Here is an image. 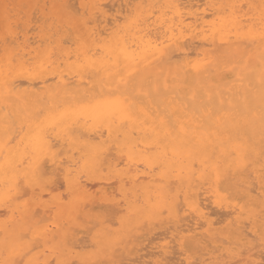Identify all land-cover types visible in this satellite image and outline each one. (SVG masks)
Returning <instances> with one entry per match:
<instances>
[{"label": "bare ground", "instance_id": "bare-ground-1", "mask_svg": "<svg viewBox=\"0 0 264 264\" xmlns=\"http://www.w3.org/2000/svg\"><path fill=\"white\" fill-rule=\"evenodd\" d=\"M28 0H26V2H25V0H19V1H17V3H18V5L21 3V2H24L23 4H25L26 5V3L29 5V4H31L32 6H33V8H34V4H36V2H38L37 4H40V3H43V4H41L42 5V7L43 6H45L44 5V1H39V0H37V1H35V0H31V1H33V3H31L30 2V0L27 2ZM47 1V0H46ZM52 1V0H51ZM56 1V0H55ZM67 1V0H66ZM77 1H79V0H77ZM81 1V0H80ZM82 1H85L86 2V0H82ZM81 1V2H82ZM101 1V2H100ZM100 1H98L99 2V4H97L98 2H97V0H94L93 2L92 1H90V2H92L93 4H94V2H96L95 4H94V7L96 6V4L97 5H99V7H100V10L98 9V10H96V12L98 11V13H100L101 12V8H103V7H105V6H102V5H104L103 4V1L102 0H100ZM108 1V0H107ZM110 2L112 1V0H109ZM108 1V2H109ZM140 2L142 1V0H139ZM151 1V0H150ZM150 1H147L146 0V2H148L149 4H150ZM193 1H196V0H164V1H162L161 2V0H157V2H155L154 4H156V3H158L159 5H157V6H159V7H155V6H152V5H154V4H150L151 5V7L149 6V4L147 3V5H146V2H144V0H143V2H144V5H145V7H144V5H143V2H141V3H139L138 1H137V3H139L140 4V6H141V9H139V7H138V9L137 10H143L142 8H144L145 10H143L144 11V14H140L139 12L137 13V11H136V14L138 15V14H140L136 19H135V13H133L134 11H132V13L135 15V16H132V13H131V15H129V16H131L130 17V19L128 20V25L126 26V25H124L123 26V23H122V27H119V26H121V24L119 25H117L118 27H119V29L118 28H114V26H113V29H115V31L116 32H114V30H112V33H108V36H107V38H103V39H101V34H102V36L104 35H107V34H104V32L106 33V31L108 32V30H106V31H103V32H101V34H100V32L99 33H96L95 34V32L92 30L93 28H91V27H93L92 25H89V24H91L92 22H95L96 20V18L98 17V13H96V12H91V15H93V14H96V16H95V18L93 19L92 18V16L89 14V16H86V17H81L82 15L84 16V14H82V13H87V15H88V13L90 12L89 10H88V6H90V3H89V1H88V3L86 2H82L83 4H85V6L87 5V9H85L86 7L84 6V11L85 12H82V11H79L80 10V8H79V10H76V12L75 11H72L73 12V14L74 15H76V13L79 11V12H82L81 13V16L79 17V18H77V22H78V24L80 25L81 23L80 22H82L80 19L82 18L83 19V22H82V24H84V19L85 18H92L93 20H95V21H93L92 20V22L90 21V22H88V21H86L85 23H86V26L87 25H89L90 26V28H91V30H89V28H88V30L90 31V32H92L93 31V34H91V36H90V38H89V40H85L84 42H82L81 43V45H80V48H78V50H75V52L74 51H71V55L69 54V52L67 53L66 52V50H63L64 49V47H63V51H64V53H63V56H64V54H65V56H64V62L63 61H60V63H63L62 65H64V68H65V66H66V68H65V70L63 71V72H60V71H58V70H60L63 66H61V68H60V66H58V70H57V66L56 65H58V64H60V63H58V58L56 59V60H54V58L52 59V56L50 55V54H47V52L46 53H44V54H42L41 56H40V54H39V56H38V58H39V61H38V59H36L37 61V63H36V71H33V73H36L37 75H39V77H41V75H44L45 74V72L46 73H48L49 71H50V73H52V77L51 78H46L47 76H44V77H42L41 79H40V83H38L40 86V89H41V87L42 88H44L45 87V83L46 82H50V81H48V79L50 80L51 79V81H53L54 79L56 80V83L57 84H60L61 85V88L63 87H65L66 86V80L64 79L65 77V75L66 74H63L64 72H70V73H73L74 75H75V77L77 78V80H78V78H79V80H80V78H83L84 76H85V74L87 73V72H89V73H91V74H94V75H97V76H99V78L100 79H97V80H95L96 81V83L94 84H91L90 85V87L92 88V89H95V91L96 92H98V94L97 95H94V96H92V97H90V99L89 100H84L82 97H83V94L82 93H84L83 92V88L80 90L79 88H78V90H77V92H78V96L76 97V99H77V101L76 102H74V103H72L71 105H70V103H69V105L67 104V106H64L63 108L62 107H60V108H62L61 110L58 108L59 106H52V107H48L47 108V106L48 105H46V106H44L45 108H47L48 110H47V112L45 113V115H44V117L41 119V120H39V121H37V122H34L33 121V123H31V124H25V126L27 125V132H26V134H25V136H23V137H21L19 140H16V142H15V144H14V146L13 147H8V143H7V141H5V142H3V143H1L2 141H0V195H1V199L2 200H5L8 196H9V192L13 189V187H14V185L16 186L15 188H19V186H20V184H18L19 186H17L15 183H16V181L17 180H19L20 182L22 181H24L25 180V182H23V184H21L22 186L19 188V192H22L23 193V195H24V191H20L21 189H24V188H22L23 186H24V183L27 185H25L26 187H28V186H31L32 187V184H33V188H34V186L36 185V183L37 182H39V185L40 186H43V189H42V187L40 188L41 189V191H44V190H47V187H46V189L44 188L45 186L44 185H47V184H49L48 183V180L46 179V181L44 180H42L41 178L43 177V176H40V175H38V168L39 167H43V166H39V164H40V159L42 158V157H44V156H51V158L53 157L52 155H54L53 154V150L56 148V150H58V151H60V147H63V144H65V145H67V146H65V147H70L71 149H72V151H73V149H74V153H75V150H77L78 152L80 151V150H82L83 152H84V155L82 154V151H81V153H79L80 155L82 154L83 155V159H81L80 158V160H79V155L77 154V153H75V154H77L78 155V157H77V159L79 160V161H81V160H83V161H81L80 163L79 162H76L75 160V162L74 161H72V156H70V154H71V152H69L68 154H66L65 152H66V150H64V149H67V148H63V150L65 151H63V150H61V152H63V154H61V152H60V154L61 155H66L67 157H71V158H69L70 160H71V166H70V168H67V163L65 164V162H66V160L68 159H66L65 161H64V164L66 165L65 167L64 166H61L62 164V162L61 163H59V162H57V163H59V166H61L62 168H63V175H64V177L60 174V175H58V176H62V179H61V177H60V179H61V181L62 182H64L65 183V179L69 182V185H70V188L72 189V191L74 190V188H75V186L76 185H78L79 184V175L81 174V173H86V174H90L91 176H93L94 177V175L93 174H96V173H94V168L95 169H98V173H101L102 175L104 174V173H102V168L100 169V168H98V159L100 158V157H103L104 155H105V151L107 150L106 148L108 147L107 146V144L109 143H113L114 145H112L111 144V146H112V148H114L113 146H115L116 147V152L119 150V152L120 153H122L121 154V157H122V160H123V162H125V165L128 167V168H132V172H131V174L129 175V173L126 175V174H124L125 172L123 171V172H120L121 174L123 173L124 175H121L120 177H118L119 178V182H117L118 181V179H117V181H114L115 183H116V186H118L120 183H122L123 185H121V186H123L124 188L126 187L125 186V184L124 183H126L125 182V180L127 181V183H126V185L129 183V184H133L134 182H136V180H139L140 178H146L147 180L146 181H149V178L151 177V176H153L154 174H155V172H154V174L153 175H150L149 173L152 171V168L153 167H157V168H159V170H160V174H159V172L157 173V175L159 174V177L160 178H162L163 180L164 179H166V178H169L170 177V174H173V173H175V175L173 176V177H176L175 179H185V182L187 181V180H190L191 178V180L193 181L195 178V175H196V178L197 179H199L200 181L204 178V176L205 175H203V173L205 172L206 174H208L207 172H206V170H209L208 172H209V174L211 175L209 178H210V182H208V181H206L205 182V184L208 182V184L209 185H211V186H209L208 185V187H206V188H208V189H202V192H201V190H199L200 188H203V187H201L203 184L202 183H204V182H202L201 184V186H200V188L198 189L199 190V192H201L200 194L202 195L203 194V190H206L205 192H206V196H208L209 194H211V197L209 198V201H207L206 200V202H210V199L211 198H213L214 200H212L209 204H210V206L211 205H213V206H211V207H213V209L214 208H216V209H214V211L216 212V213H218V211L220 212V210H218V211H216L218 208H220V209H222L223 211H226L227 212V209L229 208V207H227V206H223L222 207V205L220 204L222 201L221 200H219L220 199V197L218 196V192L215 190V189H213V187L216 185V183L218 182V178H219V173H220V171H223V170H225L227 167L228 168H230L231 169V167H233L232 169H237V170H241V169H243V170H246L245 171V173H247L248 171V169H245V168H243V166H247L246 168H249V166H248V164H246L247 162L245 161V164H244V157L245 156H247L246 154L247 153H249V151H250V153H253L254 151V147H252V146H250L251 145V143L249 142H247L248 140H246V138H245V136L242 134V133H245V128H250V129H252V131H256L257 130V128H258V123L259 122H262L263 120V117H262V121H259L260 120V114H261V112H260V114L259 113H256V112H254L253 111V113H247L246 111L245 112H243V113H245V114H243V113H240V115L242 114V115H246L247 116V114L249 115L250 114V116H247V117H245V119L242 121V122H240V124H238L239 122H238V118H239V116H237V112L236 111H234V112H236L233 116H230V115H228V114H226V113H222L221 115H220V117H218V118H215V117H212L211 115H212V113L210 112V110H208L207 108V110H205V111H203V109H202V111H201V109L199 110V111H201V112H198L199 114H195V113H193V112H190V111H188V107H187V104L184 102H182V104L181 103H178V102H180V101H178V99H177V101H176V103H174L173 105L171 104V102H172V100H174V102H175V100H176V96L174 97L173 95V97L171 96V90L170 89H168V85H167V79H168V76L166 75L165 76V78L162 80V86L164 87V89H165V91H166V96H165V99L163 98V102H167V103H170V104H168V106H169V108H167V106L165 107L169 112H167L168 114V118H166V116H165V114H164V116L165 117H161L160 115L158 116V114H155V111L157 112L158 110L157 109H155L153 106L151 107L150 105H151V103H150V101H147V103L145 104V105H142V103L141 102H139L140 100L138 99H136L139 103L137 104V101L136 102H134V103H136V104H134L132 101H131V99H130V97H128V95H127V93H126V88L128 87L127 86V84H128V82H129V84H131L129 87H133V83H131V81H132V77L136 74V73H139V80L140 81H142V82H145V85L147 84H150V89L154 92V93H156L158 90H157V88H158V86H157V84L153 81H150V78H152V76L154 75V73H156V74H158V72H154L155 70L153 69V68H151L152 67V65H153V63L155 62V61H158L159 59H163L164 58V60L166 61V62H169V61H173V58H174V56H175V60H176V56L178 57V55L180 54H185L184 53V51L186 50V49H193V45H195V44H197V45H200L201 47H206V49H209V47H215V45H216V41H220V43L222 42V41H224V42H226V43H228V46H229V44H233V42L231 43V41H233L234 40V42H237L238 40H246V41H244V42H246L247 43V41H248V43H250V45H253L255 42H256V40H258L259 38H264V8L263 9H261L262 7H260V10H257V12H255L254 13V11L252 10V9H255L254 7H256V6H254L255 4H252L251 2V4H248L250 7H251V11H249V8L247 7V11H246V13L248 14L247 16H248V18H251V20L250 19H246L247 17L246 16H243L242 17V15H239V14H241L242 12H243V10H242V12H241V9L243 8V9H245L244 8V4L245 3H241V1H243V0H223V3L225 2V6L224 5H222V7L224 6V7H226V9H227V12H226V10L223 8V9H221V7H220V3H221V1L220 0H218L216 3H215V1H214V5L211 3V2H209V3H207V5L208 4H210L208 7H209V9H211L210 8V6L211 7H213L212 8V11H213V14L211 13V15L213 16V20H211V22H206V20L204 21V17H205V13H204V9L203 10H201L202 9V6H201V4H200V6L199 5H197V8H198V11H199V9L201 10V12L199 13L198 11H196V7H194V6H196L195 4H197L198 2H200V1H203V0H197L198 2L196 3V2H193ZM207 1H209V0H207ZM213 1V0H212ZM219 1H220V3H219ZM246 1V0H245ZM250 1V0H249ZM257 1V0H256ZM262 1H264V0H262ZM6 2H8V0H6L4 3H6ZM10 2V1H9ZM8 2V4H10ZM11 2H13L12 0H11ZM30 2V3H29ZM40 2V3H39ZM59 2H60V0H59ZM58 2V0L56 1V2H54V1H52V3H56L55 4V8L57 7V3H59ZM64 1H62V3L61 4H66V3H63ZM76 2V1H75ZM113 3L115 2V1H112ZM122 1L120 0V3H121ZM131 1H129V4H131L130 3ZM152 2H154V1H152ZM195 3V4H193V3ZM203 2H205V1H203ZM2 3H3V1H2ZM14 3H15V5H17L16 4V2L14 1ZM48 3H49V0H48ZM47 2H46V4H48ZM68 3H69V1H68ZM78 4H79V2H77ZM102 3V4H101ZM105 3V5H107L106 7H107V10L105 11V12H107L109 9H108V7L110 8V3H106V2H104ZM127 3V1H125V3L124 2H122L121 4H126ZM132 3H133V1H132ZM161 3H162V5H161ZM206 3V2H205ZM241 3V4H240ZM1 4V3H0ZM7 4V3H6ZM7 4V5H8ZM76 4V3H75ZM74 4V5H75ZM78 4H76V5H78ZM81 4V3H80ZM79 4V5H80ZM89 4V5H88ZM109 4V5H108ZM112 4V3H111ZM118 3H116V5H117ZM121 4H120V6H121ZM135 4V3H134ZM134 4H131L133 7H131V8H135V6H134ZM185 4H187L189 7L187 8V9H189L190 8V11H188V10H184L183 11V9L185 8L184 7V5ZM216 4H218L219 5V7L216 5ZM222 4V3H221ZM262 4V3H261ZM263 4H264V2H263ZM7 5L5 6V4L2 6V4L0 5V6H2V9L0 10L1 12H0V17H1V15H3L4 13H3V8H6V9H4V12L6 11L7 13H9V14H11V11L13 10V8H12V10H10L11 9V7L12 6H8L9 7V10L7 9L8 7H7ZM10 5H14V4H10ZM53 5V4H52ZM62 5V6H63ZM67 6L66 7H69L70 6V4H69V6H68V4H66ZM101 5V6H100ZM113 6H116L115 4H112ZM137 5V4H136ZM187 5H185V6H187ZM194 5V6H193ZM203 5H205V4H203ZM207 5H205V6H207ZM216 5V6H215ZM243 7H242V6ZM20 6V5H19ZM37 6V5H36ZM50 7H51V3H50V5H49ZM60 6V5H59ZM127 6V5H126ZM146 6H149V9H146V8H148V7H146ZM23 7H25L24 5H23ZM48 7V6H47ZM65 6H64V8H66ZM83 7V6H82ZM96 7H98V6H96ZM106 7H105V9H106ZM193 7V8H192ZM16 8V7H15ZM28 8H30V5H29V7L27 6L25 9H28ZM35 8H37V10H38V8H40V7H35ZM49 8V7H48ZM48 8H45V10L47 9L48 10ZM54 8V7H53ZM53 8L52 9H50L49 8V10H53ZM54 8V9H55ZM60 8H62V7H60ZM91 8H92V6H91ZM113 8V7H112ZM115 8V7H114ZM113 8V9H114ZM117 8H119V7H117ZM121 8H122V6H121ZM124 8V12H125V7H123ZM128 9H129V6L127 7ZM153 8H155V10L153 9ZM194 8H196L195 9V11L193 10V12H191V9H194ZM18 9V8H17ZM17 9H16V12L15 11H12L13 13V18H16V20L18 19L17 17H16V15H17ZM21 9H24V8H22V3H21ZM24 9V10H25ZM44 9V8H43ZM63 9V8H62ZM71 8H69V10H70ZM77 9V8H76ZM95 9H97V8H95ZM208 9V8H207ZM15 10V9H14ZM19 10V9H18ZM44 10V11H45ZM45 11V12H47V14L43 11L42 12V10L39 12V14L41 13V15L40 16H38L39 14H36V17L38 18V17H40L41 18V16H42V14L44 15V16H42V18H43V20L45 19L44 17H45V15L47 16V22L49 23V22H53L54 23V21H48V17L49 16H51V15H54V16H56V14H57V16L56 17H58V9L56 8V10H57V13H56V10L55 11H53V13H52V11ZM66 10H67V12H69L68 11V9L66 8ZM71 10H74V9H71ZM82 10V9H81ZM111 10V9H110ZM118 11H119V9H117ZM121 10H123V9H121ZM132 10V9H131ZM33 11H36L35 9L34 10H32V16H31V18L33 19ZM59 11L61 12L62 10H60L59 9ZM88 11V12H87ZM187 11V12H186ZM203 11V12H202ZM207 12H208V10H206ZM205 11V12H206ZM211 11V10H210ZM249 11V12H248ZM258 11H260V12H258ZM31 12V11H30ZM51 14V15H49V13ZM71 12V13H72ZM75 12V13H74ZM78 12V14L80 15V13ZM102 12H104V10L102 11ZM100 13V15H102L103 16V14L105 13ZM108 12H110V11H108ZM112 12V11H111ZM110 12V13H111ZM113 12H115V14L117 13L116 11H113ZM128 12V11H127ZM142 12V11H141ZM198 12V13H197ZM226 12V13H225ZM250 12H251V14H250ZM19 13V12H18ZM23 13V12H22ZM21 13V11H20V13H19V15H21L22 14ZM28 13V12H27ZM27 13H25V11H24V13L23 14H27ZM36 13H37V11H36ZM65 13H66V11H65ZM70 13V12H69ZM123 13V11H120V13H117L118 15H120V14H122ZM129 13V12H128ZM8 14V15H9ZM12 14L11 15H9L8 17L6 16V15H4V18L5 17H7V18H9L10 16V18L12 19ZM22 14V15H23ZM34 14H35V12H34ZM72 14V15H73ZM107 14V13H106ZM105 14V15H106ZM113 14V13H112ZM115 14H113V16H115L116 17V15ZM123 14H125V13H123ZM156 14H158V15H156ZM210 13L208 12V14L206 13V17H208V15H209ZM224 14V15H223ZM245 14V13H244ZM255 14V15H254ZM29 15V14H28ZM62 15H64L63 13H62ZM73 15V16H74ZM99 15V16H100ZM104 15V16H105ZM118 15H117V17L115 18V20L117 19L118 20ZM128 14H126V15H124V17L125 18H129L128 16H127ZM156 15V16H155ZM221 15H223V16H221ZM246 15V14H245ZM251 15V16H250ZM253 15V16H252ZM27 16V15H26ZM69 16H70V14H69ZM78 16V15H77ZM77 16H74V19L76 20V17ZM94 16V15H93ZM102 16H100L101 17V19H103V18H106V17H104L103 16V18H102ZM107 16V15H106ZM122 16V15H121ZM216 16V17H215ZM250 16V17H249ZM254 16H256L257 18H253ZM25 17V16H24ZM24 17L23 18H21L22 20H25L24 19ZM51 17H53V16H51ZM51 17H49V18H51ZM56 17H53L54 19H55V22L58 20V24H56L57 25V27H59V30H58V28H56V30L57 31H59L60 32V30H64L65 29V31H67V29H66V27H70L71 25H69L70 23H68V22H70V21H68L69 19L67 18V19H65V17L63 16V19H65V20H67V21H60V19H58V18H56ZM62 17V16H61ZM60 16H59V18H61ZM71 17V16H70ZM123 17V19L125 20V18ZM134 18V20L132 21L131 20V18ZM205 17V18H206ZM3 18V17H2ZM2 18H0V20L2 19ZM31 18H30V20H31ZM36 18V19H37ZM38 19V20H35V17H34V19L33 20H31V24L32 23H34V25L36 26V24H37V22L38 23H41L40 25H41V29H43L44 31H45V34L47 33V31L46 30H48L49 28L48 27H50V31H51V29H52V27L53 26H51V25H53V24H50L49 26L47 25V22H46V25H47V27L46 26H42V23L44 24L45 22H41L42 20L41 19ZM53 18H51V19H53ZM99 18V17H98ZM97 18V19H98ZM252 18L254 19V21L252 22ZM6 19V18H5ZM27 19H28V16H27ZM50 19V20H51ZM113 19V18H112ZM122 19V18H121ZM206 19H208V18H206ZM210 19V18H209ZM208 19V20H209ZM2 20H4V19H2ZM12 20H14V19H12ZM22 20H18V22H20V21H22ZM29 20V21H30ZM35 20V21H34ZM80 22H79V21ZM88 20H90V19H88ZM98 20H100V19H98ZM97 20V21H98ZM114 20V21H115ZM131 20V21H130ZM11 20H9V22H10ZM26 21V20H25ZM32 21H34V22H32ZM96 21V22H97ZM101 21V20H100ZM107 21H111L112 23H113V20H110V19H107ZM107 21H106V23L103 21V22H99L98 23V25L102 28V25H101V23L103 24V23H105L104 25H111V23H107ZM189 21V22H188ZM13 24H14V22L15 21H11ZM59 22H61V23H59ZM66 23L65 25H66V27H65V25L63 24L62 25V28L59 26L60 24H62V23ZM4 23L5 24H7V27L5 28V26L4 27H2V28H5L6 30H7V33H6V30L4 29V32L6 33V35L8 36L10 33H8L9 32V30H8V25L10 24V23H8V21H6L5 22V20H4V22L2 23L3 25H4ZM24 23V21H22V24ZM27 23H30V22H28V21H26L24 24H27ZM57 23V22H56ZM68 23V24H67ZM117 23H120V18H119V20H118V22ZM2 24H0V25H2ZM17 24H21V23H17ZM16 24V25H17ZM21 24V28L22 29H24V30H26L25 28H30L31 26L30 25H28L27 24V26H29V27H27L26 25H25V28H23L24 27V24L22 25ZM81 24V25H82ZM18 25V28L20 27ZM39 25V24H38ZM37 25V26H38ZM39 25V26H40ZM45 25V24H44ZM55 25V24H54ZM73 25H75V23L73 24ZM103 26L104 28H108V27H110V25L109 26ZM11 26H12V28H11ZM23 26V27H22ZM83 26V25H82ZM82 26H80L81 27V29H83V27ZM112 26V25H111ZM257 26H260V27H258V29H255ZM1 27V26H0ZM15 27V31L17 30V32L19 31V33L20 32H22V33H24L22 30L20 31V30H18V29H16V26L14 25H10V28L11 29H13ZM34 27V26H33ZM33 27H32V29H33ZM65 27V28H64ZM84 27H85V24H84ZM88 27V26H87ZM99 27V28H100ZM21 28H19V29H21ZM35 28V27H34ZM47 28V29H46ZM55 27H53V29H54ZM98 26H97V31H98ZM198 28V29H197ZM52 29V30H53ZM69 29H71V31H73L72 29L73 28H69ZM81 29H79L80 31H82ZM87 28L85 27V30H86ZM95 29V28H94ZM2 30V29H1ZM29 30H31V28L30 29H27V34L25 35V34H22V33H20V34H22V36L24 37V36H27L28 35V37L31 39L32 37V39H35V41L33 40V41H31L33 44L32 45H35L34 47L36 48V46H37V48H43L42 47V45L44 44L43 43V41L45 40L46 41V39L47 38H43V40L42 39H39V35L38 34H36V36H29L30 35V33H32L33 31L31 30L30 32H29ZM40 30V29H39ZM39 30H36V28H35V31L37 32H42V31H39ZM55 30V32H57ZM105 30V29H104ZM196 30H198V32L196 31ZM10 31H13V30H10ZM33 32L34 34L36 33V32ZM71 31H70V33H71ZM78 31V30H77ZM79 31V33H81ZM88 31V32H89ZM3 31H1V33L0 34H3L2 33ZM17 32H15V33H13V32H11L12 34H14V35H12V36H14V37H11V36H8V37H6L5 35V37L7 38V39H5V37H4V41H7V44H8V42H10V44H12V42H13V45L15 44V45H19L18 47H20V50H22V47L20 46L21 45V43L22 42H25V41H23L22 39V36L20 35V37H21V39L20 38H18L17 37V35H16V33ZM55 32H54V34H55ZM74 32V31H73ZM72 32V33H73ZM87 32V33H88ZM111 32V31H110ZM19 33H18V35H19ZM43 33V32H42ZM50 32H49V30H48V34H49ZM60 33H62V32H60ZM66 33H68V32H66ZM86 33V32H85ZM65 34V33H64ZM74 34V33H73ZM90 34V33H89ZM95 34V35H94ZM231 34V35H230ZM42 35V37H44L43 36V34H41ZM41 35H40V38H42L41 37ZM50 35V34H49ZM52 35V34H51ZM50 35V36H51ZM60 36H62L61 34H59ZM66 35V34H65ZM67 35H70L69 33L67 34ZM74 35H76V34H74ZM74 35H70V36H73L74 37ZM87 35V34H86ZM85 35V36H86ZM93 35L94 36H96L97 38H95V37H93ZM230 35V36H229ZM48 36V39L47 40H49L51 37L53 38V39H55V37H57L58 36V34L57 35H53V36ZM59 36V37H60ZM70 36H67L68 37V39H71V37ZM3 37H2V35H0V40L1 39H3ZM11 37V38H10ZM15 37H17L18 39H20L19 41H16L15 39H13L12 40V42H11V39L12 38H15ZM45 37H47V36H45ZM70 37V38H69ZM92 37V38H91ZM16 38V39H17ZM36 38H38L39 40H37ZM51 38V39H52ZM61 38V37H60ZM59 38V39H60ZM64 38V37H63ZM80 38V37H79ZM8 39H10V41H8ZM17 39V40H18ZM25 39H27L26 37H25ZM59 39H57V40H59ZM78 39V38H77ZM77 39H75L74 38V41L75 40H77ZM91 39V40H90ZM100 42H98L97 40ZM229 39L231 40V39H233V40H231V41H229ZM28 40V39H27ZM36 40L37 41H41L42 40V45H41V42H40V45L41 46H39L38 45V42L36 43ZM56 40V39H55ZM63 40H65V39H63ZM67 40V39H66ZM14 41H15V43H14ZM29 42H30V40H28ZM50 41V40H49ZM51 41H53V40H51ZM59 41H62L61 39L59 40ZM73 41V40H72ZM254 41V42H253ZM1 42V41H0ZM16 42H21L20 44H17ZM35 42V43H34ZM47 42V41H46ZM45 42V43H46ZM63 42V44H64V41H62ZM97 42H98V44H97ZM230 42V43H229ZM253 42V43H252ZM3 43V42H2ZM6 43V42H5ZM5 43H3V44H5ZM27 43V42H26ZM52 42H50V44H51ZM57 44V45H55V47L54 46H52V45H54V44ZM68 44L70 43L69 41L67 42ZM247 43V44H248ZM24 44V43H23ZM27 44H30V43H27ZM54 44H52V45H50V47H49V43L47 42V45H48V49L47 48H45V47H47L46 46V44H44L45 45V49H47V51H49V49L51 48V46L52 47H54V48H60V47H56V46H58V45H60V44H58V42L56 41V42H54ZM63 44H61L62 46H64ZM68 44H66L67 46H68ZM71 44V43H70ZM77 44H78V40H77ZM240 44H241V42H240ZM43 45V46H44ZM65 45V46H66ZM239 45V44H238ZM2 46V45H1ZM1 46H0V49L3 51V50H5V48L4 49H2L3 47H4V45L2 46V48H1ZM8 46H9V44H8ZM12 46V45H11ZM24 46H26V45H24ZM71 46H74L73 45V43H72V45ZM71 46H68L69 47V49H70V47ZM231 46V45H230ZM229 46V47H230ZM254 46V45H253ZM255 46H257V44L255 45ZM259 46V45H258ZM261 46V45H260ZM6 47V46H5ZM15 47H17V46H15ZM14 47V51H15V48ZM17 47V48H18ZM30 47H32V46H30ZM28 48V49H35L34 47H32V48ZM76 47V46H75ZM75 47H74V49H75ZM196 47H198V46H196ZM195 47V48H196ZM208 47V48H207ZM236 47H237V45H236ZM13 48V47H12ZM37 48H36V50H34L35 52L37 51ZM228 48V47H227ZM253 47H249V49L248 50H250V49H252ZM7 49V48H6ZM8 49H10V48H8ZM7 49V50H8ZM26 49V48H25ZM33 49H32V52L31 53H34V51H33ZM45 49H44V51H45ZM67 49V48H66ZM72 49H73V47H72ZM198 49V48H197ZM205 49V50H206ZM12 49H11V51H13ZM19 50V49H18ZM18 50H16L17 52H18ZM19 50V51H20ZM59 51L58 52H62V50L60 51V49H58ZM195 50V49H194ZM193 50V51H194ZM253 50V49H252ZM252 50H250V52H252ZM1 51V52H2ZM14 51H13V53H14ZM24 51H26V50H24ZM24 51H23V53H24ZM28 51V50H27ZM25 52V54L27 53V54H29L30 53V51H28V52ZM40 53H41V51L40 50H38ZM199 51V50H198ZM38 52V53H39ZM51 52V51H50ZM49 52V53H50ZM54 52V51H53ZM55 52L57 53V51L55 50ZM74 52V53H73ZM204 52V51H203ZM10 54L11 55V53H10V51H7V54ZM60 53H57L58 54V56H60L59 54ZM178 53V54H177ZM4 54V53H3ZM3 54H2V56H3ZM14 54H16V53H14ZM13 54V55H14ZM19 54H21V56L23 55L22 54V51H20L19 52ZM19 54H17V55H15V56H10L9 55V57L7 58V55L5 54V57H3V58H5V60H7V61H3L4 63L2 64V62H1V66H0V109H2V111H4L3 110V108H6V107H8L7 106V101L9 100V98L11 97L13 100H16V102L17 101H19L20 102V100L24 97V96H21L20 95V93H22V94H26V93H33V91H34V88H35V91H36V88L38 87V84L36 85V87H35V84L33 83V78L35 79V76H33L32 74H29L28 73V71L25 69V67H24V65L25 64H27V63H25V62H27L26 60L23 62L22 61V57H26V56H22L21 58H19L18 57V55ZM54 54V53H53ZM56 54V55H57ZM62 54V53H61ZM176 54V55H175ZM191 51H190V55L189 56H191ZM33 55V54H32ZM182 55V56H183ZM188 55V54H187ZM192 55H194V54H192ZM200 55V54H199ZM2 56H0V58L2 59ZM20 56V55H19ZM30 56V58L32 57V59H34L33 57L34 56H31V54H29L28 55V57ZM37 56V55H36ZM55 56V55H54ZM62 56V55H61ZM181 56V57H182ZM185 56V55H184ZM241 56V55H240ZM11 57H12V59H11ZM70 57H72L71 59V64L70 63H68V60H70L69 58ZM181 57H179L180 59H181ZM198 56H196L195 58H197ZM247 57V56H246ZM30 58H28V59H30ZM36 58V57H35ZM210 59L211 57L210 56H208V54L205 52V53H202L201 55H200V59H195V62H194V64H191V66H188L187 67V69L189 70V71H192L193 73H195V76L197 77V79L199 80L197 83H196V87L195 88H193V89H191V91H190V93L189 94H187V98H185L184 99V97H181V98H183L184 100H186L187 102H191V103H194L196 100V98H200V97H202L203 95H204V97L209 101V100H211L213 97H219L220 98V91H218L217 90V88L219 87V85H220V82H218V81H216V83L215 84H213L212 85V80L213 79H210V81H211V83L209 84V85H207L206 87L205 86H203V84H202V82L200 81V79H206V80H209L208 79V76H206V74H205V72H206V68H207V66L209 65V66H211V67H216L217 66V63L215 62V60L213 59V61H211V62H207L208 64H206L205 62H206V60L207 59ZM0 59V60H1ZM9 59V60H8ZM59 59L61 60L62 59V57H59ZM179 59V60H180ZM208 59V60H209ZM24 60V59H23ZM236 60H238V59H236ZM35 61V60H34ZM73 61V62H72ZM165 61H164V64H165ZM177 61H178V59H177ZM182 61V60H181ZM260 61H261V66L263 67L264 66V44H262V47H261V55H260ZM176 61H174V63H175ZM183 62V61H182ZM6 63V64H5ZM29 63H32L31 61H29L28 60V64ZM249 63V62H248ZM5 64V65H4ZM163 64V65H164ZM166 64H168V63H166ZM184 64V63H183ZM257 64V63H256ZM4 65V66H3ZM244 66H242V67H240L241 68V70H244L245 69V65H246V63L245 64H243ZM169 66V65H168ZM221 67V66H220ZM224 67V66H223ZM222 67V68H223ZM28 68V67H27ZM56 68V69H55ZM64 68H62V69H64ZM185 68V67H184ZM231 68V67H230ZM258 67H256V69H257ZM61 69V70H62ZM180 69V68H179ZM220 69V68H219ZM228 69V68H227ZM263 69V68H262ZM24 70V71H23ZM29 70V69H28ZM32 70H34V68H32ZM259 70H261V69H259ZM57 72V73H53V72ZM166 71H168V69L166 70ZM177 71V70H176ZM175 71V72H176ZM185 71V70H184ZM225 71V70H224ZM253 71V70H252ZM254 71H255V69H254ZM263 71V70H262ZM85 73V74H84ZM141 73V74H140ZM177 73V72H176ZM220 73V72H219ZM222 73H224L223 71H222ZM221 73V74H222ZM230 73V72H229ZM245 73V72H244ZM261 72H259V74H260ZM12 74H14V77L15 78H17V77H23V79H24V81H26V87L25 88H23V90H20V88L22 87V86H25V85H22L21 87H20V85L19 84H17V82L14 80L15 78L13 77V78H10V75L12 76ZM36 74H34V75H36ZM72 74V75H73ZM211 74V73H210ZM220 74V75H221ZM227 74H228V72H227ZM227 74H224V75H227ZM231 74V73H230ZM255 75H256V72L254 73ZM37 75H36V79H37ZM50 75V74H49ZM93 75V76H94ZM188 75V73L186 74V76ZM215 75V74H214ZM51 76V75H50ZM49 76V77H50ZM83 76V77H82ZM86 76H87V74H86ZM38 77V78H39ZM67 77H68V74H67ZM90 77H92V76H90ZM211 77V76H210ZM220 77V76H219ZM237 77V76H236ZM72 78H74V77H72ZM75 78V79H76ZM87 78H88V76H87ZM93 78V77H92ZM171 78V77H170ZM192 78V77H191ZM212 78H213V76H212ZM235 78V77H234ZM238 78V77H237ZM254 78H256V77H254ZM53 79V80H52ZM85 79V83L86 82H88L89 81V78L86 80V78H84ZM83 79V80H84ZM94 79V78H93ZM103 79V80H102ZM188 79H189V76H188ZM231 79V78H230ZM229 79V80H230ZM240 79V78H239ZM238 79V80H239ZM71 81L72 79L70 78V79H68V81ZM78 80V81H79ZM98 80H100V81H104L103 82V84H101L100 82L98 83L97 81ZM225 80V79H224ZM16 82V84H15V82ZM94 81V82H95ZM148 81V82H147ZM221 81V80H220ZM19 82H21V81H19ZM77 82V81H76ZM81 82H83V81H81L80 80V85L79 86H83V85H81ZM218 82V83H217ZM47 83V84H48ZM78 83V82H77ZM77 83H75V84H77ZM141 83V82H140ZM256 85H257V87H264L263 86V84H262V82L260 81V79H258V76H257V80H256ZM69 84V83H68ZM67 84V85H68ZM75 84H73V86L75 85ZM82 84H84V83H82ZM240 85H241V83H239ZM249 84V83H248ZM86 85V84H85ZM140 84H138V86H139ZM230 85V84H229ZM247 85V84H246ZM259 85V86H258ZM78 86V85H77ZM149 86V85H148ZM214 87V88H216V92H215V94H213V92H211V87ZM253 86V85H252ZM51 88V86H48L47 88L48 89H50ZM182 87H184V89L187 91L188 89H190L191 88V86H190V84H186V85H183ZM238 87V88H237ZM237 87H235V90H234V87H233V91H235V93H232V96L231 97H229L228 98V101H227V106L229 105H233L234 104V98H233V96L237 93V89H239L240 87L239 86H237ZM247 87V86H246ZM71 89V87L70 86H68V89ZM73 88H75V87H73ZM142 88V87H141ZM174 88L175 89H178L176 92H180V88H178V84H175L174 85ZM47 89V90H48ZM250 88H248L247 90H249ZM260 89V88H259ZM37 90H38V88H37ZM62 90V89H61ZM84 90H86V89H84ZM140 90V89H139ZM69 91V90H68ZM58 92V91H57ZM57 92H53V91H47V94H45L44 96H42L41 95V97H49V98H52L53 100V104H56L57 103V99H56V97H57ZM88 92H90V91H88ZM95 92V93H96ZM258 92V91H257ZM57 93V94H56ZM86 93V92H85ZM91 93V92H90ZM94 93V92H93ZM256 93V92H255ZM43 94H44V92H43ZM77 94V93H76ZM138 94V93H137ZM29 95V94H28ZM92 95V94H91ZM141 95V94H140ZM85 97L87 96V95H84ZM138 96V98H139V95H137ZM253 96V95H252ZM33 97H36V96H28L27 97V101H29V102H31L30 104H34V103H36L34 100L32 101V98ZM144 97V96H143ZM180 97V96H179ZM224 97H226V96H224ZM254 97V96H253ZM256 97V96H255ZM75 98V97H74ZM153 98V97H152ZM243 98V97H242ZM241 98V99H242ZM252 98V97H251ZM257 98V97H256ZM35 99H37V98H35ZM66 99V98H65ZM64 99V100H65ZM146 99V98H145ZM162 99V98H161ZM180 100V99H179ZM257 100V99H256ZM255 100V101H256ZM37 101V100H36ZM65 101H68V100H65ZM160 101H162V100H160ZM159 101V102H160ZM242 103H244V105H246V107L248 106L247 104L249 103V101L248 100H246V99H242ZM15 103V104H12L11 103V105H14V107H12V111L13 112H15L17 115H20V111H19V109H20V103ZM42 102V101H41ZM44 102V101H43ZM64 102V101H63ZM240 102V101H239ZM251 102H252V100H250V104H251ZM161 103V102H160ZM166 103V104H167ZM173 103V102H172ZM40 104V103H39ZM25 105V104H24ZM35 105H37V104H35ZM165 105V104H164ZM171 105V106H170ZM221 105H224V103L221 101ZM243 104H241L240 106H242ZM38 106V105H37ZM218 107V106H217ZM243 107V106H242ZM262 107H263V105H262ZM37 108V107H36ZM153 110H155V111H153ZM160 110V109H159ZM216 110H217V108H216ZM220 112H221V109H218ZM217 110V112H219ZM1 111V112H2ZM35 111H36V109H35ZM198 111V110H197ZM257 111V110H256ZM9 112V111H8ZM160 112V111H159ZM159 112H157V113H159ZM233 112V111H232ZM231 112V113H232ZM259 112V111H258ZM263 112H264V110H263ZM2 113H4V112H2ZM14 113V114H15ZM40 113V112H39ZM38 113V114H39ZM165 113V112H164ZM170 113V114H169ZM230 113V112H229ZM230 113V114H231ZM161 114V113H160ZM233 114V113H232ZM238 114H239V112H238ZM36 115V114H35ZM163 115V114H162ZM214 115H216V114H214ZM262 115L264 116V114L262 113ZM21 116V115H20ZM20 116H17V117H20ZM32 116V115H31ZM235 116H237L238 118V120L236 119V117ZM216 117H217V115H216ZM21 118H23L22 116H21ZM213 118H215V119H213ZM11 119V118H10ZM27 119V118H26ZM25 118H23V121H27ZM168 119V120H167ZM21 120V119H20ZM7 120H6V118H5V116L2 114V116H1V114H0V123L2 124V125H0V132L2 133H4L6 130H7V126H6V124H7V122H6ZM18 121V120H17ZM12 123H13V120L11 121ZM11 123V124H12ZM264 123V122H263ZM11 124H10V126L9 127H11ZM23 124H24V122H23ZM228 124V125H227ZM226 125V126H225ZM223 126H225L224 128H223ZM234 126H236L237 128L239 127H241L242 126V128L241 129H239L238 130V132L240 133V131H242L243 130V128H244V132H242V133H240V138H237L238 137V134H236L235 135V133L233 132V131H231L232 130V128H234ZM15 127V126H14ZM70 127H72V128H74V129H76V132L77 131H80V132H82L83 134H81L80 133V137L83 135L84 137H85V139L87 138V139H89L90 138V140L91 141H88L87 139V141L85 140V141H82V140H84V138H83V136L81 137V138H77V136H79V132L77 133V135H76V137H74L75 135V132H72L73 133V135L74 136H71V131H74L73 129L71 130V129H68V128H70ZM23 128V127H22ZM21 128V129H22ZM26 128V127H25ZM25 128H23V130L25 129ZM226 128V130H227V128H228V132L227 131H225L224 129ZM229 128H231V130H229ZM2 130V131H1ZM12 130V129H11ZM18 130V129H17ZM22 130V132H20V133H23L24 131ZM69 130H71L70 131V133H68V131ZM26 131V130H25ZM229 131H231L232 133H229ZM85 132V133H84ZM6 133V132H5ZM19 133V134H20ZM85 134V135H84ZM87 134V135H86ZM264 134V133H263ZM12 135H13V133H12ZM17 136H19V135H17ZM17 136L15 135L14 137L15 138H17ZM12 137V136H11ZM118 137H121V140L120 141H118ZM8 138H10V137H8ZM258 138V137H257ZM12 139V138H11ZM262 139H264L263 137H262ZM5 140V139H4ZM14 140V139H13ZM253 140V139H252ZM93 141V142H92ZM8 142H10V139L8 140ZM56 142V143H55ZM246 142L249 144V146L250 147H248L247 146V144H246ZM255 142H256V140H255ZM57 144L58 146H59V144H61V146L60 147H58L57 145V147H58V149H57V147H54L55 145H53V144ZM12 144V143H11ZM258 144V143H257ZM262 144V143H261ZM10 146V145H9ZM110 146V147H111ZM258 146L260 147V145L258 144ZM251 147L253 148V149H251ZM259 147H257V148H259ZM69 148V150H71ZM109 148V147H108ZM261 148H262V146H261ZM261 148H259V149H261ZM115 149V148H114ZM118 149V150H117ZM263 149H264V147H263ZM68 149H67V151H69ZM260 151H262V150H260ZM108 152H110V149H109V151ZM108 152H106V153H108ZM116 152H115V154H116ZM263 152H264V150H263ZM65 153V154H64ZM104 153V154H103ZM119 153V154H120ZM212 153H214V154H216V157L215 158H217L218 159V161H219V163H218V165H222L223 166V168H221L220 170H219V167H218V165H217V162H215V158H213L212 159V157H214V156H212L211 154ZM57 154V152L55 153V155ZM59 154V155H60ZM109 154V153H108ZM54 155V156H55ZM59 155H56L57 157H55V160H57L58 158H60L59 157ZM72 155V154H71ZM74 155V154H73ZM103 155V156H102ZM112 155H114V154H112ZM255 155H256V153H255ZM257 155H259V154H257ZM261 156H264V154H260ZM65 156V157H66ZM108 156V155H107ZM106 156V157H107ZM109 156H110V158L111 157H113V156H111V152H110V154H109ZM108 156V157H109ZM120 155H118V157H119ZM229 156H232V157H230V159H232V160H228L227 161V159L229 158ZM254 154L252 155V158L253 159H255L254 157ZM260 156V157H261ZM65 157L63 156H61V158L63 159H65ZM74 157V156H73ZM76 157V156H75ZM107 157V159H110V158H108ZM117 157V156H116ZM234 157H235V159H236V161L238 160V162L237 163H235V164H233L234 163V161H233V159H234ZM249 157V156H248ZM260 157H257L256 156V160H257V158H260ZM105 158V157H104ZM103 158V159H104ZM114 159H115V156L113 157ZM211 158V159H210ZM252 158H250L251 160H249L251 163H249V164H251V166H252ZM264 158V157H263ZM43 159H46V157L45 158H42V160ZM48 159V158H47ZM53 159V161H54V158H52ZM68 159V160H69ZM75 159V158H74ZM114 159H113V161H114ZM215 159V160H214ZM249 159V158H248ZM48 160H50V159H48ZM58 160H60V159H58ZM209 160H212L211 162H209ZM214 160V161H213ZM245 160H246V157H245ZM255 160V161H256ZM261 160V159H260ZM260 160H258V162L260 161ZM53 161H52V163H53ZM112 160H109V162H113ZM230 161V162H229ZM232 161V162H231ZM262 161H263V163H264V160L262 159ZM46 162V161H45ZM116 162H118L117 160L116 161H114V163H116ZM215 162V163H214ZM50 164H52L51 162H49ZM48 163V164H49ZM79 163V164H78ZM118 163H120L119 165H121L122 163H121V161L120 162H118ZM228 163H232V164H228ZM260 163H262L261 161H260ZM259 163V164H260ZM262 163V164H263ZM55 164H56V161H55ZM63 164V165H64ZM109 164V163H108ZM244 164V165H243ZM258 164V165H259ZM47 165V164H46ZM57 165V164H56ZM55 165V166H56ZM68 165H70L69 164V162H68ZM103 165V164H102ZM111 165H113L112 163H110V166ZM116 165H117V163H116ZM119 165H117L118 167H117V169H115V165H114V172H119L120 170H118V169H121L122 167H124V166H122L121 168L119 167ZM196 165H197V167L199 168V166H201L202 168H204L202 171H200L199 172V170H200V168H199V170L196 172V173H194V171L195 170H193V167L195 166V168L194 169H196L197 167H196ZM104 166H106V165H104ZM140 166H142V169H138V167H140ZM221 166V167H222ZM231 166V167H230ZM257 166V165H256ZM255 165H254V168L256 167ZM264 166V165H263ZM262 165H261V167H263ZM54 167V166H53ZM61 167H58L57 166V168L59 169V168H61ZM113 167V166H112ZM112 167H109V168H112ZM260 167V168H261ZM55 168V167H54ZM141 168V167H140ZM157 168L155 169V170H157ZM228 168H227V170H228ZM253 168V169H254ZM259 167L257 166V169H258ZM104 169H106L105 171H104ZM103 169V172H105L106 173V171L108 172L109 170H107L108 168H104ZM144 169V170H143ZM250 169H251V167H250ZM252 169V170H253ZM44 170V169H43ZM53 170V169H52ZM55 170V169H54ZM60 170V169H59ZM62 170V169H61ZM112 170H113V168H112ZM112 170H110V172L112 171ZM142 170V171H141ZM153 170H154V168H153ZM256 170V169H255ZM262 170H264V169H262ZM42 171V170H41ZM51 171V170H50ZM49 171V172H50ZM58 171V170H57ZM158 171V170H157ZM156 171V172H157ZM229 171V170H228ZM232 171L233 170H230L229 171V174L231 173V175H232ZM250 171V170H249ZM259 171H261V170H259L258 169V172ZM43 172V171H42ZM59 172V171H58ZM62 172V171H61ZM153 172V171H152ZM235 172V171H234ZM241 173L243 172V171H240ZM41 173V172H40ZM57 173V172H56ZM112 173V172H111ZM111 173H108L107 175H110ZM244 172H243V174H245ZM252 173V172H251ZM249 174V172H248V175H250V176H248L247 178H249V177H251L252 176V178H250L251 180H254L253 179V175L252 174ZM254 173V172H253ZM263 173H264V171H263ZM47 174V173H46ZM58 174V173H57ZM57 174H55L56 176H57ZM86 174H85V178L82 176V175H80V176H82L83 178V180H85L86 179V177H87V179H88V177L89 176H86ZM101 174H98V175H96V176H98L97 178H100V175ZM114 174V173H113ZM113 174H111V175H113ZM221 174V173H220ZM228 173H225V175H224V173H223V175L224 176H226ZM234 174V173H233ZM240 174V173H239ZM55 175L53 176V171H52V174L50 173V176H52V178L51 179H54V177H55ZM106 175V176H107ZM241 175V174H240ZM264 175V174H263ZM41 177V178H38V177ZM47 176H49V175H47ZM95 176V177H96ZM105 176V175H104ZM104 176L102 177V178H104ZM123 176V177H122ZM154 176H156V175H154ZM153 176V177H154ZM171 176V178H173ZM223 176V177H224ZM238 176L239 175H237L236 177H237V179H238ZM257 176V175H256ZM260 176V175H259ZM108 177V176H107ZM112 176H110L109 178H111ZM114 177H116V176H114L113 175V177L112 178H114ZM157 177V176H156ZM207 177V176H206ZM37 178L38 179H41L40 181L39 180H37ZM48 178V177H47ZM57 178V177H56ZM59 178V177H58ZM57 178V179H58ZM81 178V177H80ZM235 178V177H234ZM255 178V177H254ZM258 178V177H257ZM45 179V178H44ZM59 179V180H60ZM64 179V180H63ZM91 179H92V177H91ZM91 179H90V181H91ZM94 179V178H93ZM107 179V178H106ZM152 179V178H151ZM154 180H156L155 178H153ZM161 179V180H162ZM175 179L173 178V180H172V182H176L175 181ZM207 179V178H206ZM221 179V178H220ZM237 179H234V180H237ZM37 180V181H36ZM96 180H99V179H96ZM124 180V181H123ZM142 180V179H141ZM144 180V179H143ZM158 180H159V178H158ZM208 180V179H207ZM240 180H241V178H240ZM247 180V179H246ZM249 180V179H248ZM256 180V179H255ZM262 180V179H261ZM36 181V183H35V185H34V182ZM51 182H53L52 180H50ZM82 181V180H81ZM93 181H95V179L93 180ZM111 181V182H110ZM124 183H123V182ZM164 181H166V180H164ZM169 182L171 181V180H168ZM180 181V180H179ZM232 181V180H231ZM239 181V180H238ZM238 181H236V182H238ZM259 181V180H258ZM18 182V181H17ZM21 182V183H22ZM31 182H33L31 185H30V183ZM42 182H45V183H47V184H45L44 183V185H42V184H40V183H42ZM54 182H58V180H56V181H54ZM53 182V183H54ZM83 182V181H82ZM101 182H102V180H101ZM106 182V181H105ZM105 182H103V183H101V185H100V187L105 183ZM114 182L112 181V179H110L109 180V184L110 183H112L113 185H114ZM141 182V181H140ZM163 182V181H162ZM167 182V181H166ZM191 182V181H190ZM190 182H187V183H190ZM241 182V181H240ZM52 183V184H53ZM59 183V182H58ZM58 183H57V185H58ZM88 183V182H87ZM99 183V182H98ZM98 183H96V184H98ZM106 183H108V182H106ZM118 183V184H117ZM227 183V182H226ZM232 183V182H231ZM235 183V182H234ZM255 183V182H254ZM254 183H252V186L251 185H249V187H251V189H252V187L254 186V190H255V184ZM29 184V185H28ZM54 184H56V183H54ZM60 184V183H59ZM90 184H92V183H90ZM93 184H95V182H93ZM109 184H105V185H108L109 186ZM112 184H110V185H112ZM166 184V183H165ZM185 184V183H184ZM239 184V183H238ZM249 184H251V183H249ZM64 185H66V184H62L61 186H64ZM83 185V184H82ZM87 185V184H86ZM105 185H103V187L105 186ZM120 185H119V188H120ZM143 185V184H142ZM142 185H140V186H142ZM186 185V184H185ZM189 185V184H188ZM232 185H233V183H232ZM240 186L242 185V184H239ZM257 185V187L259 186L258 184H256ZM260 185H262V184H260ZM84 186V185H83ZM82 186V187H83ZM91 186V185H90ZM94 185H92V187H93ZM96 186V185H95ZM162 186V185H161ZM165 186V185H164ZM178 186H180V185H177V187ZM204 186V185H203ZM206 186H207V184H206ZM217 186V185H216ZM215 186V187H216ZM31 187H28V188H31ZM53 188H54V190H56L55 189V185L54 186H52ZM52 187H50V188H52ZM80 188V186H79V190L81 189H83V188ZM84 187H86V190H89V189H87L88 187H89V185L88 186H84ZM97 187H99L98 185H97ZM127 187H129V186H127ZM169 187V186H168ZM185 187V186H184ZM239 187V186H238ZM237 186H236V188H238ZM33 188H31V189H33ZM35 188H37L36 186H35ZM39 188V187H38ZM36 189V190H38L37 192H38V194H39V190L40 189ZM59 189H60V186L58 187ZM66 188H67V185H66ZM65 188V190H66V192L67 191H69V187H68V189H66ZM90 188V187H89ZM118 188V189H119ZM140 188V187H139ZM172 188V187H171ZM171 188H169V191H170V189ZM182 188L183 187H181V189H179V192L182 190ZM204 188H205V186H204ZM210 188V189H209ZM240 188H243V185L241 186V187H239L238 189H240ZM244 188H245V186H244ZM247 188L248 187H246V189H244L245 191L247 190ZM31 189H28V190H30V192H32V190ZM58 189V190H59ZM70 189V190H71ZM76 189H77V187H76ZM85 189V188H84ZM120 189H122V187L120 188ZM185 189L186 188H184V191H185ZM220 189V188H219ZM234 189H235V187H234ZM249 189V188H248ZM251 189H249L248 190V194L250 195V193H249V191L251 192L252 190ZM14 191L16 190V192L18 191V189H13ZM35 190V191H36ZM63 190H64V188H63ZM90 190H91V188H90ZM89 190V191H90ZM104 189H102V190H100V191H103ZM136 190H137V188H136ZM142 197L140 196L141 194H139L138 192V194H139V196L141 197V198H139V199H143V202H144V204L142 203V205H143V207L144 208H142V205H139V207H141V208H139V207H136V206H132V207H130V205L128 204V203H130L131 204V202H130V199L131 198H133L134 196V194H136V198H137V193H134L133 192V197H131V198H129V202L126 204V205H124V204H120L121 203V201H123L122 199H120V196L118 197L119 199V204L120 205H123L124 207L126 206V209H124V210H127L128 212H133V216H135L134 214H141V215H143V216H141L140 217V220H141V218H144L145 217V219L147 218H150V217H152V218H154L155 217V215L156 214H158L159 212L160 213H163L162 215L163 216H165L164 214V212L165 211H167L169 214H171V219H170V217L169 218H167V219H169L170 220V222L168 221V220H164L165 219V217H163L162 215L160 216V214H159V217H158V215L156 216V218H157V221L161 218L162 219V217H163V221L162 220H160V221H156L155 220V222L157 223V225L159 224V222H165V221H167V222H169L170 224H171V220H174L175 218L177 219V220H179V218H177V217H175V215H178V217H179V214H177V212H175V211H177L179 208H181V205L179 206V208H177L174 204H176V202L177 203H179V201H180V199H178V201L176 200V198L177 197H180V196H177L176 197V195L178 194V193H174L175 194V196H174V198H175V201L173 200V199H171V198H168V195L169 196H171L170 194H167L166 192H168L167 191V188L165 189V188H163V186L162 187H159V186H156V185H152L151 183H147V184H145L144 186H142ZM166 190V191H165ZM241 190H243V189H241ZM35 191H33V192H35ZM53 191V190H52ZM60 191V190H59ZM83 191V190H82ZM118 191V190H117ZM123 191H125V190H123ZM127 191V190H126ZM125 191V192H126ZM135 191V190H134ZM139 191V190H138ZM176 191V190H175ZM188 191V190H187ZM186 191V192H187ZM189 191H191V190H189ZM193 191V190H192ZM235 191H236V189H235ZM244 191V192H245ZM16 192L14 193V196H18L20 199H22V197H24L22 194L21 195H16ZM19 192H17L18 194H20ZM32 192V193H33ZM45 192V191H44ZM50 192V191H49ZM53 192H55V191H53ZM66 192H63V193H65V194H63L64 196H63V198H64V200H65V198L67 199H70L69 198V196L71 195V193H67L68 195V197H66ZM86 192V191H85ZM136 192V191H135ZM171 192V194H172V191H170ZM170 192H168V193H170ZM173 192H174V190H173ZM199 192H198V194L196 195L197 196V199H198V201L200 200V199H204L206 196L205 195H203V198H200L199 199V197H201V195H199ZM255 193H257L256 191H254ZM260 192V191H259ZM258 192V193H259ZM28 193H29V191H28ZM45 193H47V192H45ZM51 193V192H50ZM81 193V192H80ZM79 192H78V194H80ZM90 192H88V194H89ZM103 193V192H102ZM102 193L100 192V193H98V195L99 194H101V196H102ZM118 193V192H117ZM130 193H132V192H129V194H128V192H127V194L130 196ZM181 193V192H180ZM179 193V194H180ZM183 194L185 193V192H182ZM191 193V192H190ZM224 193V192H223ZM253 194V191H252V195H253V197H256L255 195L256 194ZM257 193V195L259 196V194ZM35 194V193H34ZM47 194H49V193H47ZM53 194V193H52ZM77 194V193H76ZM82 194V193H81ZM87 194V193H86ZM87 194V195H88ZM92 194V193H91ZM126 194V193H125ZM178 194V195H179ZM205 194V193H204ZM208 194V195H207ZM27 195V194H26ZM31 195V193L29 194V196ZM54 195V194H53ZM56 195V194H55ZM54 195V196H55ZM57 195H59V194H57ZM56 195V196H57ZM97 195V196H98ZM119 195V193L117 194V196ZM180 195H182V194H180ZM222 195H224V194H222ZM237 195V194H236ZM13 196V195H12ZM12 196H11V200H12ZM20 196H22V197H20ZM47 196V195H46ZM74 196V195H73ZM86 196V195H85ZM103 196H104V194H103ZM116 196V197H117ZM173 196V195H172ZM184 197H185V194L183 195ZM205 196V197H204ZM210 196V195H209ZM239 196V195H238ZM237 196V197H238ZM258 196H257V198H258ZM264 196V195H263ZM25 197H27V196H25ZM34 197H35V195H34ZM39 197V196H38ZM38 197H36V200H37V198ZM46 198L45 197V195H42V197H41V195H40V199L42 198L43 200H44V198ZM58 197H60V195L58 196ZM58 197H56V198H58ZM71 197V196H70ZM105 197H106V194H105ZM108 197H110V196H108ZM116 197H113V200H115L114 198H116ZM124 198V197H126V199L125 200H128V198H127V195H122L121 196V198ZM182 197V196H181ZM183 197V198H184ZM246 197H249V196H245V199H246ZM250 197H252V196H250ZM249 197V198H250ZM261 197H262V195H261ZM260 197V198H261ZM47 198H49V200L50 199H52L51 197H48L47 196ZM54 199H52V201L50 200V202L52 203L53 202V200H55L56 198L55 197H53ZM61 199H62V195H61V197H60ZM73 198V199H72ZM71 199H72V203L70 202L71 201V199L69 200V203L67 202V204H70L71 203V206H73L74 204H75V202H77V199H76V197L74 196V197H72ZM83 198V197H82ZM97 197H95L94 199H96ZM102 199H104L103 197H101ZM135 198V197H134ZM224 198H225V196H224ZM259 198V199H260ZM264 198V197H263ZM17 199V198H16ZM16 199H15V201H16ZM19 199V200H20ZM27 199V198H26ZM28 199H29V197H28ZM31 199V198H30ZM40 199H38V201L40 200ZM67 199V200H68ZM79 199V198H78ZM102 199H100V201L102 200ZM108 199V198H107ZM106 199V200H107ZM138 199V198H137ZM197 199H194V201L195 200H197ZM222 199V198H221ZM236 200H237V198H235ZM252 199V198H251ZM259 199H257V201L259 200ZM32 200L34 201V204L33 205H35V199L34 198H32ZM42 200V201H43ZM47 200L48 199H45V201L47 202ZM58 200V199H57ZM67 200H65L64 201V204L66 205V201ZM76 200V201H75ZM79 200H81V199H79ZM109 200V199H108ZM185 199H183V201H184ZM249 200V201H248ZM264 200V199H263ZM1 201V200H0ZM17 201H18V199H17ZM17 201H16V203H17ZM21 201H23V200H20V203H21ZM38 201H36V205H38ZM45 201H43V203L45 202ZM58 201H60V199L58 200ZM83 201H84V199H83ZM83 201H80V202H83ZM93 201V200H92ZM96 201V200H95ZM94 201V202H95ZM110 201V200H109ZM108 201V202H109ZM134 201V199L132 200V202ZM137 201H140L141 202V200H137ZM137 201H135L136 203H138ZM181 201H182V199H181ZM201 201H204L203 203H205V199L204 200H201ZM201 201H199L200 203H201ZM223 201H225V200H223ZM246 201V200H245ZM251 200L250 199H247V205L249 204L248 202H250ZM252 201H254L253 199H252ZM257 201H255V202H257ZM5 202V201H4ZM4 202L3 203H1L0 204V206L1 205H3L4 204ZM8 202V204L9 205H12L13 203H15V202H13L12 204H11V202H10V198H9V201H7L6 200V203ZM19 202V201H18ZM49 202V201H48ZM61 203H63V200H61L60 201ZM94 202H92V204L94 203ZM134 202V203H135ZM139 202V203H140ZM196 202V201H195ZM255 202H253V203H255ZM260 202H262V199L260 200ZM259 202V203H260ZM40 203H41V200H40ZM40 203H39V205H40ZM50 203V204H51ZM78 203H79V201H78ZM78 203H76V209H80V205L81 204H79V206H78V208H77V205H78ZM97 203H99L98 201H97ZM96 203V204H97ZM200 203H198V202H196V203H194V202H192V201H186L185 200V202H184V206L187 208V210H188V215H192V216H194L193 218H194V220L195 221H197L198 223H195V222H192V223H194V225H196V227H197V225H198V227L199 228H192V227H190L188 230H186L188 233L190 232V235L192 234L191 232L192 231H194V230H200V227H201V225L200 224H202L203 226H204V224L206 223V225H207V221H206V219H208V218H206V217H211V213H206L205 212V209H206V207H207V205H209V204H203V203H201V205H200ZM226 203V202H225ZM234 203V202H233ZM250 203H252V202H250ZM249 204V206H251L252 207V205L254 206V204ZM263 203V202H262ZM262 203H260L261 205H262ZM28 204L29 205H31L32 204V201L29 203L28 202ZM49 204V203H48ZM73 204V205H72ZM92 204L91 205H89L90 207H92ZM101 203H99V205H100ZM141 204V203H140ZM180 204V203H179ZM203 204V205H202ZM229 204V203H228ZM227 204V205H228ZM243 204H245V203H243ZM243 204H240L241 205V207H240V210L243 208V209H247L246 208V204L244 205V207H242V205ZM33 205H32V207H33ZM43 204H41V206L40 207H45V205L46 204H44L43 206H42ZM98 205V204H97ZM96 205V206H97ZM104 205H108V204H104ZM112 205V204H111ZM117 205V204H116ZM235 206V203L234 204H232V212H229L230 210H228V213H226V212H223L222 211V214L223 215H226L225 217H226V219H229V218H227V217H230L229 215H231L232 213H233V210H235V209H237L238 211H240L238 208H239V206L240 205H238V208H235V207H237V205ZM28 206V205H27ZM62 206V205H61ZM94 206V205H93ZM105 206V207H106ZM113 206H114V204H113ZM118 206V205H117ZM174 206L177 208V210H176V208H174ZM248 206V207H249ZM255 206H256V203H255ZM1 207H2V209H1ZM0 207V215H3V216H0L1 217V219H2V217H3V221H4V216L6 215L5 213H12V209L13 208H11L10 207V209L11 210H7L9 207H8V205H7V207L5 206V204L3 205V206H1ZM3 207L5 208V215L4 214H1L2 213V211H3ZM12 207H14V206H12ZM31 206H30V208H32ZM37 207V206H36ZM39 207V208H40ZM49 207V206H48ZM54 208H55V206H53ZM59 207V206H58ZM68 207V205L65 207V208H67ZM87 208V205H84V207H82V209H84V208ZM109 207V206H108ZM182 207H183V204H182ZM262 207H264V203H263V205H262ZM29 208V209H30ZM46 208V207H45ZM44 208V209H45ZM57 208V207H56ZM72 208V207H71ZM111 208L113 209V211L115 212V211H117V209L116 210H114V208L111 206ZM110 208V209H111ZM224 208H225V210H224ZM234 208V209H233ZM259 208H261L260 206H259ZM28 208L25 210V208L23 209V212H22V210L20 211V214H22V213H24V212H28V210H29ZM37 209V211H38V208H36ZM48 209H50V208H48ZM48 209H45V210H48ZM52 209V208H51ZM70 209V208H69ZM81 209V210H82ZM110 209H106L108 212H109V210ZM112 209H111V211H112ZM175 209V210H174ZM242 209V210H243ZM253 209V208H252ZM252 209H250L249 210V215H248V212H244V210L242 211V212H244V213H246L245 214V216H250L251 217V215H250V213H254L255 214V211H256V213L258 212V211H260V210H262V208L261 209H258V211L255 209V210H252ZM264 209V208H263ZM31 210V209H30ZM33 210H35L34 208H33ZM53 210V209H52ZM58 210V209H57ZM63 210H65V209H63ZM67 210V209H66ZM73 210H74V206H73ZM94 210V209H93ZM98 210V209H97ZM179 210H181V209H179ZM179 210H178V212H179ZM187 210H184L183 209V212L184 211H186L187 212ZM248 210V209H247ZM14 211H16V210H14ZM17 211H19V210H17ZM16 211V212H17ZM51 211V210H50ZM68 211V210H67ZM67 211H66V213L64 214V216L67 214ZM71 211H72V209H71ZM106 211V212H107ZM163 211V212H162ZM190 211V212H189ZM236 211V210H235ZM22 212V213H21ZM31 212H32V210H31ZM31 212H30V214H31ZM45 212V211H44ZM69 212V211H68ZM87 212V211H86ZM85 212V213H86ZM102 212V211H101ZM114 212H113V214H114ZM122 212H125V211H122ZM127 212V213H128ZM186 212H184V213H186ZM18 213V212H17ZM33 213V212H32ZM35 213L36 212H34V215L32 214L31 216H30V214L28 215V216H30L29 218H25V217H23V214L21 215L22 217H23V220H25V219H30L31 218V220H30V222H33L34 221V223H36V225L38 224V225H41V224H39V223H43V222H39V220H37L36 219V221H35V219H33V221H32V216H35ZM45 213H47V212H45ZM48 213H51V212H49L48 211ZM52 213L54 214V212L52 211ZM51 213V214H52ZM73 213V212H72ZM74 213H76V210L74 211ZM99 213V212H98ZM117 212H115V214H116ZM118 213H121L120 211L118 212ZM118 213L116 214V215H118ZM176 213V214H175ZM221 213V212H220ZM226 213V214H225ZM238 213H240V212H238ZM259 213V212H258ZM257 213V214H258ZM20 214H18V216L20 217ZM37 215L39 214V213H36ZM61 214H63V213H61ZM103 214H104V211H103ZM113 215V216H115V218H116V215ZM124 214V213H123ZM126 214V213H125ZM132 214V213H131ZM175 214V215H174ZM194 214V215H193ZM209 214V216H207ZM234 214H236V213H234ZM243 214V213H242ZM254 214H252V216L254 217L255 215ZM263 214H264V212H263ZM15 215V214H14ZM70 215H73V216H75V214H70ZM104 215H106V214H104ZM107 215H109V214H107ZM127 215V214H126ZM130 215V214H129ZM220 215V214H219ZM238 215V214H237ZM241 215V214H240ZM239 215V216H240ZM259 215V214H258ZM11 216V215H10ZM48 216H49V214H48ZM47 216V217H48ZM54 216H56V215H53L52 217H54ZM61 216H63V215H61ZM60 216V217H61ZM64 216L63 217H61L62 219L64 218ZM67 216V215H66ZM65 216V217H66ZM154 216V217H153ZM169 216V215H168ZM167 215H166V217H168ZM217 216V215H216ZM6 217V216H5ZM16 217H17V214H16ZM15 217V218H16ZM58 217V216H57ZM60 217H58L57 218V220L60 218ZM121 217H124V215L123 216H121ZM128 217V216H127ZM131 217V216H130ZM173 217H175V218H173ZM189 218H190V220L191 221H194L193 220V218L192 217H190V216H188ZM252 217V218H253ZM256 217V216H255ZM21 218V217H20ZM34 218H37V217H34ZM42 218V217H41ZM44 218V217H43ZM100 218V217H99ZM105 218V217H104ZM103 218V220H104V222H106V220ZM135 218V217H134ZM159 218V219H158ZM231 218V217H230ZM238 218L239 217H237L236 216V220H238ZM243 217H240V219H242ZM247 218V217H246ZM258 218V219H257ZM22 219V218H21ZM47 219V218H46ZM61 219V220H62ZM68 219H70V218H68ZM67 219V220H68ZM102 219V218H101ZM101 219H99L100 221H101ZM118 219V221H120L121 222V220H119V219H121V218H116V220ZM145 220L146 222L148 221V220ZM155 219V218H154ZM154 219L152 220L151 218H150V220H152V222L150 223V224H155L156 225V223L155 222H153L154 221ZM175 219V220H176ZM226 219H225V221H226ZM243 219H245V218H243ZM250 219V218H249ZM256 219H257V221L258 220H260L259 219V217H256ZM255 219V220H256ZM2 220H0L1 222H2ZM14 220H16V219H14ZM49 220V219H48ZM55 220V219H54ZM61 220H59V221H61ZM70 220H74L73 218H71ZM91 220H93L92 218H91ZM116 220H115V222H116ZM123 220H125V219H123L122 218V221ZM135 220V219H134ZM140 220H138V221H136V222H133V223H137V222H139ZM143 220V219H142ZM174 220V221H175ZM232 219H230L229 221H230V223L231 222H235L234 220H235V218H234V220L233 221H231ZM253 220V219H252ZM262 220H264V218L263 219H261L260 221H262ZM10 221V223H12L13 222V220L11 219V220H9ZM9 221H7L8 223L7 224H5L4 223V226H2L3 225V223H1V225L0 226H2V227H0V232H1V237H0V239L2 240V239H4V241H5V238H3L2 236H4V237H6V239L8 240V242L6 243L5 242V244H1V245H3L0 249L2 250V252H3V254H4V257H0L1 259L0 260H3V262H1L2 264H7L8 262H7V260L9 261V258H11L10 259V263H12L13 262V259H14V261L16 260V262H14V263H17V261H19V259H17L18 257L17 256H19V254H17V256H16V254H14L12 257H9L10 256V254H12V252H13V250H11L13 247H15V246H18L17 247V252L19 251V248H20V244L19 245H15V243H23L24 242V240H23V242H20L19 241V238L18 237H21V235H22V237H23V234L25 233V236L23 237L25 240L26 239H28V240H26V242H25V244L26 243H28L29 242V235L28 234H26L31 228H33V227H31L32 226V223H25V224H27L26 226L28 227L27 229H25V225L24 224H22L21 226L22 227H24V229H25V231H27V232H22L21 231V235L20 234H18L17 233V230H19L20 229V227L18 228V229H11V228H9V226H8V228L9 229H11V230H8L5 226L6 225H8L9 224ZM22 221V220H21ZM29 221V220H28ZM27 221V222H28ZM40 221H42V220H40ZM51 221H53V220H51ZM57 222V224L58 223H62V222ZM69 221V220H68ZM83 221H85V220H83ZM97 221H98V219H97ZM126 221V220H125ZM144 220L142 221V222H145ZM203 221V222H202ZM210 221V220H209ZM228 221V220H227ZM239 221H241V220H238V221H236L237 223L239 222ZM247 223H246V222ZM244 222H245V224H243V225H240V226H242V229H243V226L244 225H247L249 222H248V219H246ZM6 222V221H5ZM18 223H20V221H19V219H18V221H17ZM82 222V221H81ZM93 222V221H92ZM104 222H102L104 225L102 226V227H104V226H106V225H108V224H105ZM128 222H129V220L127 221V222H124L123 221V226H125V223H127L128 224ZM141 222V223H142ZM161 222V223H162ZM200 222V223H199ZM202 222V223H201ZM210 222H212V220L210 221ZM213 222H216V221H213ZM212 222V223H213ZM220 220L218 219V222H216V224L214 223L212 226L213 227H215V228H217V226H215V225H217V223H218V225L220 224ZM235 222V223H236ZM244 222H242V223H244ZM253 221H251L250 222V224L252 223ZM256 222V221H255ZM47 223V222H46ZM45 222H44V224H46ZM72 223V222H71ZM99 222H97L96 224L95 223H93L94 225H90V226H92V228L94 229H96V227H97V230L96 231H98V232H102V231H100V230H98L99 228H98V224ZM130 223V222H129ZM141 223H139V224H141ZM149 223V222H148ZM162 223V224H163ZM173 223V222H172ZM204 223V224H203ZM227 222H225V224H226ZM234 223V224H235ZM260 223V222H259ZM15 224V223H14ZM14 224L12 223V225L10 224V226H14ZM49 224H51V222L49 223ZM48 224V225H49ZM64 224H65V220H64ZM64 224H62V225H64ZM78 224V223H77ZM80 224V223H79ZM82 224H84V223H82ZM147 223H145L144 225H146ZM224 224V225H225ZM232 224V223H231ZM231 224H228V225H231ZM19 225V224H18ZM31 225V226H30ZM33 225H35V224H33ZM35 225V226H36ZM37 225V226H38ZM43 225V224H42ZM41 225V226H42ZM66 225V224H65ZM64 225V226H65ZM67 225H69V224H67ZM75 225H76V223H75ZM117 225H119V222H118V224ZM116 225V226H117ZM121 225V224H120ZM135 225V224H134ZM138 225V224H137ZM142 225V224H141ZM144 225H142V226H144ZM147 225H149V224H147ZM146 225V226H147ZM157 225L155 226V227H157ZM160 225V224H159ZM173 225H174V223H173ZM210 224H208V226H202L203 228H205V230H204V232H205V234L207 233V228H209L210 226H209ZM259 225V224H258ZM52 226H54V225H52ZM55 226H56V224H55ZM85 226V225H84ZM83 226V227H84ZM89 225H87V227L88 228H91ZM93 226H96V227H93ZM109 226H110V224H109ZM123 226H121L120 227V229L123 227ZM128 226H129V228L128 229H130L131 227H130V225L128 224ZM139 226V225H138ZM146 226H145V228H146ZM175 226V225H174ZM221 226H222V222H221ZM234 226V225H233ZM239 226V225H238ZM250 225H248V227H247V229L248 228H251V227H249ZM253 226V225H252ZM18 227V226H17ZM31 227V228H30ZM68 227V226H67ZM71 227V226H70ZM69 227V228H70ZM86 227V226H85ZM101 227V226H100ZM101 227V228H102ZM112 227V226H111ZM136 227V225L135 226H133V228H135ZM161 227H163V226H161ZM165 227H167V224H166V226ZM164 227V228H165ZM202 227H201V229H202ZM228 227H230V226H228ZM235 227V226H234ZM234 227H232V225H231V228L233 229ZM244 227H246V226H244ZM255 227V226H254ZM253 227V228H254ZM35 228V230H36V227H34ZM46 228H47V226H46ZM49 228V227H48ZM57 228H59V227H57ZM64 227H62L61 229H63ZM72 228H74V226L73 227H71V229ZM87 228V230L90 232L91 231V229L89 230ZM108 228L109 229H111L110 227H108L107 226V230H108ZM132 228V229H133ZM140 227H138V229H137V227L135 228V229H131L130 231H132L133 233L134 232H136V233H138L137 232V230H139V233H142L143 231H145V230H142V227L139 229ZM144 228V229H145ZM168 228H169V224H168ZM212 228V227H211ZM215 228H213V229H215ZM222 228V227H221ZM223 228H224V226H223ZM231 228H229V229H231ZM236 228V227H235ZM256 228V227H255ZM254 228V229H255ZM60 229V228H59ZM58 229V230H59ZM65 229V228H64ZM63 229V230H64ZM76 229V228H75ZM78 229H79V227H78ZM85 229V228H84ZM92 229V230H93ZM112 229H115V228H112ZM111 229V230H112ZM118 230H120L119 228H117ZM220 229V228H219ZM263 228L261 227V230H262ZM55 230V229H54ZM53 230V231H54ZM123 230V229H122ZM121 230V231H122ZM140 230H142V232H140ZM153 230V229H152ZM155 230H156V228H155ZM221 230V229H220ZM234 230V229H233ZM237 229H235L234 231H236ZM240 230H241V228H240ZM244 230H246V229H244ZM257 230V229H256ZM255 230V232H253V233H256L257 231ZM24 231V230H23ZM31 232L30 233H33L32 232V229L30 230ZM50 231H52L51 229L50 230H48V232H50ZM52 231V232H53ZM60 231V230H59ZM72 231H74V229L72 230ZM76 231V230H75ZM77 231H79V230H77ZM83 231V230H82ZM225 231V230H224ZM230 231V230H229ZM247 231H250V230H247ZM247 231H245V232H247ZM47 232V230H44V231H42V232H36V233H34V234H32V235H40V236H43V238H42V240L44 239H50L51 237H50V235L52 234V233H50L49 235L46 233ZM65 232H67V231H65ZM92 232H94V231H92ZM149 232V231H148ZM151 233L153 232V231H150ZM198 232V231H197ZM201 232H203V231H201ZM204 232L202 233V236L201 237H203V235H204ZM209 232V231H208ZM215 232V231H214ZM213 232V233H214ZM217 232H218V230H217ZM239 232V231H238ZM242 232H243V230H241L240 231V233H241V236H242ZM61 233V232H60ZM60 233H59V235H60ZM68 234H69V232H67ZM75 233V232H74ZM78 233V232H77ZM76 233V234H77ZM96 233V234H95ZM94 234L95 235H97V236H99L97 239H98V241L101 239V240H104L106 237H103V234L102 233H97V232H95ZM117 234H118V232H116ZM132 233V234H133ZM136 233H134V234H136ZM138 233V234H139ZM200 233V232H199ZM213 233H211V234H213ZM227 233H228V230H227ZM227 233H225L222 237H225V235L227 234ZM244 233V232H243ZM250 233H252V232H250ZM250 233L248 232V234H244V236H247V235H249L250 236ZM260 233V232H259ZM261 233H264V229H263V232L261 231ZM17 234H18V236H17ZM89 234V233H88ZM91 234V233H90ZM89 234V235H90ZM100 234H102V235H100ZM112 234V233H111ZM131 234V233H130ZM130 234H129V236H130ZM137 234V235H138ZM143 234H144V232H143ZM210 234V232L208 233V235ZM211 234H210V237H212L213 238V240L212 241H214L215 242V240L214 239H216V240H218L217 238H221V237H219L218 236V234H214V236H215V238L213 237V235L211 236ZM20 235V236H19ZM58 237H59V235H58V232H57V234H56ZM64 235V234H63ZM75 235V234H74ZM83 235H85V234H83ZM82 235V236H83ZM105 235V234H104ZM108 235V234H107ZM107 235H105V236H107ZM120 235V234H119ZM121 235H123V234H121ZM145 235V234H144ZM147 235V234H146ZM187 235V234H186ZM186 235H184V236H186ZM196 235H198L197 233H196ZM207 235V234H206ZM207 235V236H208ZM252 235H256V234H252ZM262 235L264 236V234H261V236H259V237H254V238H261L262 237ZM28 236V237H27ZM47 236L49 237V238H47ZM52 236V238H53V235H51ZM57 236H55L56 238H58ZM61 236V235H60ZM64 236H66V235H64ZM81 235H79L78 236V238H76V239H79V237H80ZM92 236V235H91ZM91 236H89V237H91ZM109 236V235H108ZM116 236V235H115ZM118 236V235H117ZM128 236V235H127ZM188 236H189V234H188ZM192 236V235H191ZM194 236H195V231H194ZM243 236V237H244ZM248 236V237H249ZM21 237V238H22ZM25 237H27V238H25ZM39 237V236H38ZM38 237H34L33 239L31 238L30 240H35V242H36V244H37V238ZM44 237H46V238H44ZM54 237V238H55ZM75 237V236H74ZM85 237H87V236H85ZM101 237V238H100ZM102 237H103V239H102ZM125 237V236H124ZM131 237L132 238H136V237H133L132 235H131ZM147 237V236H146ZM150 237V236H149ZM205 237V236H204ZM217 237V238H216ZM228 237L229 236H226V238L228 239ZM230 237H232V235L230 236ZM243 237H241L242 238V241H243ZM18 238V239H17ZM22 238V239H23ZM53 238V240L51 239V242H50V244L48 245L47 244V242H48V240L45 242L44 241V243H46V245H44V243H43V241L41 240V239H39V242L38 243H40L41 241H42V243L43 244H40V245H42V246H38V245H36V247H39V248H42V247H44V246H47L48 248V250L50 251V250H52L51 252H58V250L60 249L59 247H58V250H57V248H55V246H59V244L60 243H56V241H57V239L55 238L54 239ZM82 238V237H81ZM109 238V237H108ZM115 238V237H114ZM129 239H130V237H128ZM148 238V237H147ZM147 238H146V240H147ZM189 238V237H188ZM191 238H193V237H191ZM196 238H200V237H196ZM211 238V239H212ZM234 237H232V239H233ZM251 238V237H250ZM250 238H248V239H250ZM263 238V237H262ZM18 241H17V240ZM37 239V240H36ZM74 240H75V238H73ZM83 239V238H82ZM112 239V238H111ZM119 239V238H118ZM117 239V240H118ZM128 239V240H129ZM138 239H139V237H138ZM140 239H142V238H140ZM182 239L184 240V237L183 238H181L180 240L182 241ZM205 239H208V238H205ZM231 239V240H232ZM1 240H0V243H1ZM21 240V239H20ZM55 240V243L54 242H52V241H54ZM73 240V243L74 242H77V241H79V240H75L74 241ZM86 240V239H85ZM91 240L92 241H94V239H90V242H91ZM101 240H100V242H101ZM107 240V239H106ZM105 240V241H106ZM124 240V239H123ZM128 240H126V242L125 243H123V244H126L127 245V241ZM134 240V239H133ZM146 240H143L144 242L146 241ZM148 240H150V239H148ZM199 240V239H198ZM239 240H240V238H239ZM244 240H246V239H244ZM22 241V240H21ZM95 241H97V240H95ZM115 241V240H114ZM136 241V240H135ZM142 240L141 241H139L138 242V240H137V242L139 243V244H137V245H141V244H143L144 242H143ZM179 241V240H178ZM191 241V240H190ZM200 241V240H199ZM198 241V242H199ZM209 241V240H208ZM211 241V240H210ZM234 241H235V239H234ZM241 241V240H240ZM249 240H247V241H245V242H248ZM48 242V243H49ZM60 242V241H59ZM62 242H63V240H62ZM62 242H61V244H62ZM71 242V241H70ZM86 242V245H87V243H88V240L87 241H85ZM100 242H96V243H100ZM104 242V241H103ZM131 242V239L128 241V243H130ZM134 242V241H133ZM142 242V243H141ZM221 242H222V240H221ZM233 242V241H232ZM33 243V242H32ZM52 243V244H51ZM54 243V244H53ZM73 243H70L69 245H73ZM81 243V242H80ZM80 243H76V244H79L80 245ZM92 243V246H95V245H93V242H91ZM102 243V242H101ZM105 243V242H104ZM108 243H110L111 245H112V242H108ZM179 244H181L180 242H178ZM196 243V242H195ZM209 243H211V242H209ZM215 243H217V241L215 242ZM219 243V242H218ZM223 243V245H227V248H229L230 246H228V244L227 243H224V242H222ZM231 243V242H230ZM230 243H229V245H230ZM239 244L240 242L239 241H237L236 240V244ZM262 244H263V242H261ZM29 244H30V246L32 245L30 242H29ZM75 244V243H74ZM90 244V243H89ZM106 245H107V243H105ZM117 244V243H116ZM119 244V243H118ZM121 244V243H120ZM132 244V243H131ZM178 244V245H179ZM200 244V243H199ZM199 244H197V247H195V249H197L198 251H197V254H198V252L203 248L204 249V245H207V244H204L202 247H201V244L199 245ZM211 244H213V242L211 243ZM221 243H219V245H220ZM234 244V243H233ZM233 244L231 243V246H233ZM236 244H234V246H235V248L238 250H241V249H245V248H247L246 246H248V245H246L245 246V243L243 244V243H240V245L239 246H245L244 248H239V246L237 247L236 246ZM243 244V245H242ZM24 245V244H23ZM27 245V244H26ZM33 245H35V244H33ZM33 245H32V247H33ZM50 245H53V246H50ZM65 245H66V243H65ZM68 245V244H67ZM68 245V246H69ZM71 245V247L73 248H76V249H74V250H77V251H73V253H72V255L71 256H67L66 254H67V248L66 247H64L63 246V244L61 245L62 247H63V249H60L61 251H62V253L60 252V250H59V253H56L57 255H55V257H56V262H57V260L58 259H62V257H63V255H65V257H66V262H64V260H63V262L64 263H62V264H67V260H69V262L73 259V260H75L74 261V263L73 262H70L71 264H77V263H75L78 259L80 260V262L83 260V259H86V257H87V260H88V262H90V261H92L93 262V260H91V256H94V255H91V254H93V253H90L89 251V249L91 248L92 249V246H90V248H89V246H88V254H89V256H88V254L85 252V254L86 255H84V254H82V256L84 255V257H82L81 256V254L79 255V256H81V258L79 257V258H77L76 256H78V254L77 255H74L76 252H79V250H78V248L79 247H75V246H72ZM85 245V246H86ZM109 245V244H108ZM122 245V244H121ZM128 245H130V244H128ZM133 245V244H132ZM135 245H136V243H135ZM134 245V246H135ZM193 245H195L196 246V244H193ZM222 245V244H221ZM222 245V246H223ZM250 245H251V243H250ZM249 245V246H250ZM29 245H27L26 247H30ZM52 248V249H50V247ZM85 246L84 247H82V249L80 248V252H82L83 251V248L85 249ZM98 246V244L96 245V247ZM133 246V247H134ZM186 246H188V245H186ZM221 246V247H222ZM249 246H248V249H249ZM104 246H102L101 248H99L100 250H97V252H99L100 253V255L102 256V251H101V249H104L103 248ZM110 247V246H109ZM126 247H128V246H126ZM125 247V248H126ZM132 247V248H133ZM136 247V246H135ZM134 247V248H135ZM179 247V246H178ZM201 247V249H199ZM220 247V246H219ZM16 248V247H15ZM35 250H36V248L35 247H33ZM29 249V248H27V249H29L28 251H26V253L25 252H23V250L25 249V247H23V249H22V247H21V249H22V251H20L19 253L22 255L23 253V255L25 256L26 255V257H27V255L29 254V255H31V253H33V251H34V249ZM39 248H37V250L39 249ZM44 248H46V247H44ZM43 248V249H44ZM55 248V249H54ZM69 248V247H68ZM72 248H69V249H72ZM87 248V247H86ZM120 248V247H119ZM210 248V247H209ZM224 248V247H223ZM226 248V247H225ZM231 248V247H230ZM20 249V250H21ZM54 249V250H53ZM64 249H66L65 250V252H64ZM69 249H68V254H70V252H69ZM93 249H95V247L93 248ZM127 249V248H126ZM125 249V250H126ZM129 249V248H128ZM130 249H131V247H130ZM137 249V250H136ZM135 250H134V252L136 253L137 251H139V248H136ZM181 249V248H180ZM186 249V248H185ZM189 249V248H188ZM193 249V248H192ZM191 249V250H192ZM202 249V250H203ZM205 249H206V247H205ZM208 249V248H207ZM220 249V248H219ZM248 249H246V250H248ZM36 250V251H37ZM46 250V249H45ZM86 250V249H85ZM84 250V251H85ZM116 251H115V253L113 252V250L112 251H110L111 252V254L109 255L108 254V257H106V255H105V257L106 258H108V260L109 261H111L110 260V258L112 257L113 258V255H112V253L115 255L116 253L118 254V251H119V249L117 248V249H115ZM118 250V251H117ZM123 250H124V248L122 249V251H121V249H120V251H121V253H119V257H120V259L122 260V259H125V258H129V259H125V260H130V254L129 253H132L130 250V252L129 253H127V252H125V253H127V257L126 256H122V253H123ZM161 252L162 253H167L166 252V250L164 249V248H161ZM181 250H183V248L181 249ZM201 250V251H202ZM210 250H211V248H210ZM215 250V249H214ZM235 250V249H234ZM238 250V251H239ZM32 251V252H31ZM40 251V250H39ZM91 251H94V250H91ZM119 251V252H120ZM184 251V250H183ZM217 251V252H216ZM224 251V250H223ZM222 250H221V253L223 252ZM233 251V250H232ZM231 250L230 251H228L227 250V253L224 251V253H220V255L225 259V258H227V256H228V259H229V257L231 256V255H233L232 253H231V255L229 256V255H227L228 253H230V252H232ZM236 251V250H235ZM236 252V256H237V254L240 252ZM244 251V250H243ZM242 251V252H243ZM29 252V253H28ZM107 252H109V249L107 250ZM134 252H133V254L132 255H135L134 254ZM182 252V251H181ZM185 252V251H184ZM183 252V253H184ZM189 252H190V249H189ZM194 252H196V250L194 251ZM193 252V253H194ZM207 252V251H206ZM212 252V251H211ZM60 253L62 254V255H60ZM124 253V254H125ZM162 253H160V255H162ZM186 253V252H185ZM191 253V252H190ZM200 253V252H199ZM202 253V252H201ZM208 253V252H207ZM213 253H214V251L212 252V254L211 255H213ZM216 253H219V251H218V249L217 250H215V255H213L212 257L210 256V254L208 253V254H206V256H210V257H208V259L207 260H211L212 261V259L214 258V256H216ZM245 253V252H244ZM249 253V252H248ZM35 253H33V255H34ZM44 254H45V252H44ZM49 254H50V252H49ZM58 254H59V257L57 258V256H58ZM121 254V255H120ZM130 256H129V255ZM136 254H138V252L136 253ZM187 254V255H186ZM185 255L186 256H188V254L189 253H186ZM192 254V253H191ZM195 254V253H194ZM193 254V255H194ZM203 254V253H202ZM202 254L200 255V256H202ZM223 254H225L226 255V257H224V255ZM239 254H241V252L239 253ZM238 254V255H239ZM20 255V257H22ZM74 255V256H73ZM91 255V256H90ZM100 255H97V256H100ZM112 255V256H111ZM204 255H205V253H204ZM203 255V256H204ZM234 255H235V253H234ZM234 255H233V257H234ZM249 255V254H248ZM47 256V255H46ZM46 256H44V257H46ZM62 256V257H61ZM111 256V257H110ZM116 256V255H115ZM121 256H122V258H121ZM129 256V257H128ZM220 256V257H221ZM235 256V257H236ZM243 256V255H242ZM14 257V258H13ZM34 257V256H33ZM36 257H39V256H36ZM54 257V256H53ZM54 257V258H55ZM67 257H71L70 259H67ZM75 259H74V258ZM96 257V256H95ZM104 257V258H105ZM118 257V256H117ZM118 257V258H119ZM192 257V256H191ZM196 257V256H195ZM248 257V256H247ZM3 258V259H2ZM16 258V259H15ZM29 258V257H28ZM54 258H52V259H54ZM83 258V259H82ZM98 258V257H97ZM96 258V259H97ZM102 258V257H101ZM103 258V259H104ZM106 258H105V260H106ZM187 258H189V257H187ZM194 258V257H193ZM202 258V257H201ZM200 258V259H201ZM219 261L221 260V259H223V258H221V259H219V256H217L216 257ZM216 258H214L213 259V261L215 262L216 261V263L218 264V262L219 261H217L216 260ZM246 258V257H245ZM5 259H6V261H5ZM27 259V258H26ZM40 259L42 260V261H40V260H38V259H32V262L33 261H36V260H38V262L40 261L41 262V264H44V263H42L43 261H46L45 259H43V257H42V255L40 254ZM63 259H64V257H63ZM82 259V260H81ZM90 259V260H89ZM92 259H93V257H92ZM96 259H94V260H96ZM115 259V258H114ZM192 259V258H191ZM223 259V260H224ZM31 260V259H30ZM72 260V261H73ZM120 260V261H121ZM207 260H205V262L204 263H206L207 262ZM223 260H221V261H223ZM49 261V262H48ZM84 261H86V260H84ZM98 261V259L96 260V262ZM101 261V260H100ZM107 261V260H106ZM108 261V262H109ZM112 261H113V259H112ZM117 261V260H116ZM124 261V260H123ZM122 261V263L121 264H123L124 262ZM201 261V260H200ZM203 261H204V259L200 262V263H203ZM5 262V263H4ZM7 262V263H6ZM22 262H24V260L22 261ZM25 262H26V260H25ZM38 262L36 263V262H34V263H31V264H38ZM39 262V263H40ZM47 262H48V264L49 263H51V259H48L47 260ZM47 262L45 263V264H47ZM54 263H56L55 261H53ZM61 262V261H60ZM83 262V261H82ZM118 262V261H117ZM10 263H8V264H10ZM13 263V264H14ZM58 264H61V263H59V261L57 262ZM56 263V264H57ZM110 263V262H109ZM108 263V264H109ZM114 263H116V262H114ZM207 263H210V261H208ZM220 263V262H219ZM222 263V262H221ZM22 264V263H21ZM25 264V263H24ZM80 264H83V263H80ZM86 264V263H85ZM88 264V263H87ZM91 264V263H90ZM120 264V263H119Z\"/></svg>", "mask_w": 264, "mask_h": 264}, {"label": "rangeland", "instance_id": "rangeland-1", "mask_svg": "<svg viewBox=\"0 0 264 264\" xmlns=\"http://www.w3.org/2000/svg\"><path fill=\"white\" fill-rule=\"evenodd\" d=\"M2 1H3V3H2ZM6 0H0V3L2 4V6L5 4V6L8 4V2L10 3V4H14V5H10V4H8L7 5V7L8 6H12L11 7V9L10 10H12V8H13V10L12 11H15L16 12V9H17V11L20 13V11H21V13L23 12L24 13V11H25V13H27V14H21V15H19V13L17 12V15H16V17L18 18L17 20H16V18H13V16L15 15H13L12 13V11H11V14H12V19H14V20H12L10 17L9 18H7L9 15H11V14H9V13H7L6 11L4 12V9H6V8H3V15H1V17L0 18H2V19H4L5 20V22L6 21H8V23H10L9 25H8V30L10 29V30H13V31H10L9 30V32L8 33H10L8 36H11V37H14L15 35L14 34H12L11 32H13V33H15V32H17V30L15 31L14 29H15V27L13 28V29H11L12 28V26H11V28H10V25H15L16 26V29H18V30H22L24 33H22V32H20V33H22V34H27V29H30L31 28V30L34 32L35 31V28H36V30H39V31H42V32H36L35 34L32 32V33H30V35L29 36H36V34H38L39 36V39H42L43 40V38H47L48 39V36H50L51 34V36H53V35H57L58 34V36L57 37H55V39H53L51 36V38L49 39V40H47L46 39V41L49 43V47H50V45H52V44H54V42H58V44H60V45H58V46H56V47H60V48H54L55 47V45H57L56 43L54 44V45H52V46H54V47H52L51 46V48L49 49V51H47V49L49 48L48 47V45H47V42L44 40L43 41V43L44 44H46V46L47 47H45V45L43 46L42 45V40L41 41H37V40H39L38 38H36L37 40H36V43L38 42V45L39 46H41L42 45V47L43 48H37V46H36V48H37V51L35 52L34 50H36V48L34 47L35 45H32L33 43L31 42V41H35V39H30L29 37H28V35L27 36H22V34H20L19 33V31L16 33V35H17V37L18 38H20L21 39V37H20V35L22 36V40L23 41H25V42H22L20 39H18L17 37H15V38H12L11 39V42H12V40L13 39H15L16 41H21V42H16L17 44H20L21 43V47H22V50H20V47H18L19 45H13V42H12V44H10V42H8V44H9V46H8V44H7V41H4V37L6 36V37H8L7 35H6V33H7V30L5 29L6 27H7V24H5L4 23V25L2 24L3 22H4V20H0V24H2V25H0L1 27H0V33H1V31H3L2 33L3 34H0V35H2V37H3V39H1L0 41V46L2 45H4V47L2 48V46H1V48L2 49H4L5 48V50H1L0 49V56H2V54H3V56H2V59L0 60V66L5 62V61H7V60H5V54L7 55V58L9 57V53L7 54V51H10V53H11V55L10 56H15V55H17V54H19V52L20 51H22V56H26L25 58L24 57H22L21 56V54H19L18 55V57L19 58H23L22 59V61L24 62L26 59V61L27 62H25V63H27V64H25L24 65V67H25V69L28 71V73L29 74H32L33 76H35V79L33 78V83L35 84V87H36V85L38 84V83H40V79L42 78V77H44V76H47L46 78H51L52 77V73H50V71L48 72V73H46L45 72V74L44 75H41V77H39V75H37L36 73H33V71H36V63L39 61V58H38V56H39V54H40V56L42 55V54H44V53H46L47 52V54H50L51 56H52V59L54 58V60H56L57 58H58V63H60V61H65L63 58H64V56H65V54H64V56H63V53H64V51L63 50H66V52L68 51L69 52V54L71 55V51H74L75 52V50H78V48H80V45H81V43L82 42H84L85 40H89V38H90V36H91V34H93V31L95 32V34L96 33H99L100 32V34H101V32H103V31H106V30H108V32L106 31V33L104 32V34H107V35H103L102 36V34H101V39H103V38H107V36H108V33H112V30H114V32H116L115 31V29L116 28H118L119 29V27H122V23H123V26L124 25H128V20L130 19V17L131 16H129V15H131V13H132V11H134L133 13H135V15L132 13V16H135V19L142 13V14H144V11L143 10H145L144 8H142L143 10H137L138 9V7L140 6V4L139 3H141V2H143V0L140 2L139 0H121L122 2H124L125 3V1H127V3L126 4H121L120 3V0H112V1H115L114 3L111 1H107V0H102L103 1V4L104 5H102V6H107V5H105V3L104 2H106V3H110V8L108 7V11H112L111 13L110 12H105L106 10H107V7H106V9H105V7H103V8H101L102 10H101V12L104 10V12H102V13H104L103 14V16L104 17H106V18H103V16L102 15H100V13H98V11L96 12V10H100V7H99V5H97V4H99V2L98 1H100V0H97V4H96V6H98V7H94V4L96 3V2H94V4L92 3L94 0H86V2L88 3V1H89V3H90V6H88V10L90 11L89 13H88V15H87V13H82V12H85L84 11V6H85V4H83L85 1H77V0H60V2H59V0H58V2L59 3H57V9H58V17H56L57 16V14H56V16H54V15H51L52 13H53V11H55L56 10V8H55V4L54 3H52V1H54V2H56L55 0H49V3H48V0L46 1H44V0H42V1H44L45 3H44V5L45 6H43L42 7V5L41 4H43V3H40V4H37L38 2H36V4H34V8H33V6L31 5V4H29L30 5V8H28V9H25L27 6L29 7V5L26 3V5L25 4H23L24 2H21L22 3V8H24V9H21V3L18 5V3H17V1H19V0H12L13 2H11V0H8V2H6V3H4ZM14 1L16 2V4L17 5H15V3H14ZM22 1V0H21ZM29 1V0H28ZM27 1V2H28ZM35 1H37V0H35ZM39 1H41V0H39ZM62 1H64L63 3H66V4H68V6H69V4H70V6L69 7H66L67 5L66 4H61L62 3ZM68 1H69V3H68ZM76 1V2H75ZM90 1H92V2H90ZM129 1H131L130 3L131 4H134V6H135V8H131V7H133L131 4H129ZM132 1H133V3H132ZM137 1L139 2V3H137ZM147 1H150V0H147ZM152 1H154V2H152ZM162 1H164V0H161V2ZM203 1H205V2H203ZM203 1H200V2H198L197 0L196 1H193V2H198L197 4H195V3H193V4H195L196 6H194V7H196L197 8V5H199L200 6V4H201V6H202V9L201 10H203L204 8V13H205V17L207 16L206 15V13L208 14V12L210 13L209 15H208V17H206V18H210L209 20L208 19H206L205 17H204V21L206 20V22L208 23V22H211V20H213V16L211 15V13L213 14V11H212V8L213 7H211L210 6V8L211 9H209V5L212 3H214V1L215 0H209V1H207V0H203ZM218 0H216L215 1V3L217 2ZM220 1H221V3H220ZM219 1V5H220V7H221V9H225L226 10V12H227V9H226V7H224L225 6V2L223 3V0H220ZM240 1V0H239ZM252 1V2H251ZM25 2H26V0H25ZM30 2L31 3H33V1H31L30 0ZM29 2V3H30ZM46 2L48 3V4H46ZM77 2H79V4L77 3ZM85 2V3H86ZM101 2V1H100ZM144 2H146V0H144ZM144 2H143V5H144ZM155 2H157V0H151L150 1V4L152 3V4H154ZM209 2H211L210 4H208L207 5V3H209ZM255 4L254 6H256V7H254L255 9H252L253 11H254V13L255 12H257V10H260V7H262L264 4H263V2L264 1H262V0H243V1H241V3L243 4V3H245L244 5V8L245 9H241V12H242V10H243V12L241 13V14H239V15H242V17L243 16H246L247 18L246 19H250L251 20V18H248V14L246 13V11H247V7L249 8V11H251V7L248 5V4ZM50 3H51V7L49 6L50 5ZM78 4V5H76V4ZM115 4L116 5V3H118L116 6H113L112 4ZM147 3L148 2H146V5H147ZM159 3V2H158ZM158 3H156V4H154V5H152V6H155V7H159V6H157V5H159ZM200 3V4H199ZM214 3V4H215ZM240 3V4H241ZM262 3V4H261ZM0 4V5H1ZM53 4V5H52ZM75 4V5H74ZM102 4V3H101ZM120 4H121V6H122V8H121V6H120ZM137 4V5H136ZM149 4V3H148ZM149 4V6L151 7V5ZM203 4H205V5H207V6H205V5H203ZM213 4V5H214ZM23 5L25 6V7H23ZM37 5V6H36ZM60 5V6H59ZM63 5V6H62ZM89 5V4H88ZM127 5V6H126ZM161 5H162V3H161ZM185 5H187V4H185ZM184 5V9H183V11L184 10H188V11H190V8L189 9H187L189 6L187 5V6H185ZM218 7H219V5L218 4H216ZM215 5V6H216ZM222 5H224L223 7H222ZM262 5V6H261ZM2 6H0V8L2 9ZM50 9H52L53 7L55 8H53V10H49V8ZM64 6L68 9V11L70 12H67V10H66V8H64ZM83 6V7H82ZM91 6H92V8H91ZM101 6V5H100ZM129 6V9L127 8ZM149 6H146V7H148V8H146V9H149ZM242 6V5H241ZM16 7V8H15ZM35 7H40V8H38V10H37V8H35ZM60 7H62V8H60ZM86 8L85 9H87V5L85 6ZM114 9H113V8ZM117 7H119V8H117ZM123 7H125V12H124V8ZM144 7H145V5H144ZM243 7V6H242ZM44 8V9H43ZM45 8H48V10L47 11H52V13L50 14L49 12V15H51V16H53V17H56V18H58V19H60V21L62 20V21H67V20H65V19H69L68 21H70V22H68V23H70L69 25H71L70 27H66V23H62V24H60L59 26L62 28V25L64 24L65 25V27H66V29H67V31H65V29L62 31V30H60V32H62V33H60L59 31H57L56 30V28H58V30H59V27H57V25L56 24H58V20L55 22V19L53 18V17H51V16H49V17H51V18H53V19H51V18H49L48 17V21H54V23L52 22H49L50 24H53V25H51V26H53V27H55L54 29H53V27H52V29H51V31H50V27H48L49 29V34H48V30H46L47 31V33L45 34V29L43 30V29H41L42 27H41V23H38L37 22V24H36V26L34 25V21L35 20H38L40 17H36V14H39V12L42 10V12L45 10ZM69 8H71V9H74V10H69ZM77 8V9H76ZM79 8H80V10H79ZM95 8H97V9H95ZM193 8V7H192ZM196 8H194V9H191V12H193V10L195 11V9ZM199 8V7H198ZM198 8L196 9V11H198ZM208 8V9H207ZM264 8V6L261 8V9H263ZM0 9V10H1ZM8 10H9V7L7 8ZM15 9V10H14ZM36 10L37 11V13H36V11H33V19H34V17H35V20L34 21H32V22H34V23H32L31 24V20H33L32 18H31V14H32V10ZM59 9L60 10H62L61 12L59 11ZM82 9V10H81ZM111 9V10H110ZM117 9H119V11L117 10ZM121 9H123V10H121ZM132 9V10H131ZM139 9H141V6L139 7ZM154 10H155V8H153ZM199 9V11L201 12V10ZM257 9V10H256ZM40 10V11H39ZM45 10V11H46ZM76 10H79V11H82V12H79L80 13V15L78 14V12L76 13V15H74L73 14V12L72 11H75L76 12ZM206 10H208V12L206 11ZM211 10V11H210ZM31 11V12H30ZM44 11V12H45ZM65 11H66V13H65ZM113 11H116L117 13H120V11H123V13H125V14H120V15H118L117 13V15H118V20H119V18H120V23H117L118 22V20L116 19L115 20V18L117 17V15L115 14V12H113ZM129 13H128V12ZM136 11H137V13L139 12L140 14H136ZM142 11V12H141ZM198 11V12H199ZM202 11V12H203ZM206 11V12H205ZM248 11V12H249ZM261 11V10H260ZM260 11H258V12H260ZM1 12V11H0ZM34 12H35V14H34ZM72 12V13H71ZM74 12V13H75ZM88 12V11H87ZM91 12H96V13H98V19H100V20H98L97 18L95 19L96 21L98 20L99 22H105L106 23V21H107V19H110V20H113V23L111 22V21H107V23L109 22V23H111V25H110V27H108V28H104L103 26H107V25H104L105 23H101V25H102V28L98 25V21L96 22L95 20H93L94 18H95V16H96V14H93V15H91ZM187 12V11H186ZM197 12V13H198ZM199 12V13H200ZM225 12V13H226ZM46 14H47V12H45ZM56 13H57V10H56ZM62 13L64 14V15H62ZM81 13L82 14H84V16L82 15L81 16ZM115 14L116 15V17L115 16H113V14ZM246 15H245V14ZM7 14V15H6ZM9 14V15H8ZM29 14V15H28ZM54 14V13H53ZM69 14H70V16H69ZM77 16L76 17V20L74 19V16ZM89 14L92 16V18H88V19H90V20H88L87 18H85L84 19V24H85V27L87 28L86 30H85V27H84V24H82V22H83V17H86V16H89ZM126 14H128L127 16L129 17V18H125L124 17V15H126ZM250 14H251V12H250ZM256 14V13H255ZM254 14V15H255ZM4 15H6L7 17H5L4 18ZM28 16V19H27V16ZM31 15V16H30ZM41 15V13L38 15V16H40ZM102 16V18L103 19H101V17L100 16ZM122 15V16H121ZM156 15H158V14H156ZM155 15V16H156ZM224 15V14H223ZM223 15H221V16H223ZM257 15V14H256ZM25 16V17H24ZM42 16H44L43 14H42ZM42 16H41V22H47V16L45 15V21L43 20V18H42ZM59 16L61 17V18H59ZM63 16L65 17V19H63ZM82 17L80 20L82 21V22H80L79 20V22L83 25H79L78 24V22H77V18H79V17ZM251 16V15H250ZM249 16V17H250ZM253 16V15H252ZM24 17V19L26 20V21H28V22H30V23H27L28 25H30L31 27L30 28H25V25L27 26V24H24L26 21L25 20H22L21 18H23ZM123 17L125 18V20L123 19ZM216 17V16H215ZM30 18H31V20H30ZM37 18V19H36ZM113 18V19H112ZM122 18V19H121ZM254 19L255 18H257L256 16H254L253 17ZM252 18V22L254 21V19ZM51 19V20H50ZM128 19V20H127ZM134 20V18L132 17L131 18V20ZM9 20H11V21H15L14 22V24L10 21L9 22ZM18 20H22V21H24V27L23 28H25L26 30H24V29H22L21 28V24H22V21H20V22H18ZM30 20V21H29ZM92 20L93 21H95V22H92ZM115 20V21H114ZM130 20V21H131ZM132 20V21H133ZM86 21H88V22H92L91 24H89V25H92L93 27H91V28H93L92 30V32H90L89 30H91V28H90V26L89 25H87L86 26ZM123 21V22H122ZM46 22L43 24L42 23V26H46L47 27V25L49 26L50 24L47 22V25H46ZM86 22V23H85ZM189 22V21H188ZM17 23H21L20 25L19 24H17ZM59 23H61V22H59ZM67 23V24H68ZM75 23V25H73ZM17 24V25H16ZM22 24V25H23ZM40 26H39V25ZM55 24V25H54ZM100 24V23H99ZM120 25L121 24V26H117V25ZM6 25V26H5ZM18 25L20 26L19 28H21V29H19L18 28ZM38 25V26H37ZM108 25V26H109ZM126 25V26H127ZM5 26V28H2V27H4ZM35 28H34V27ZM80 26H82L83 27V29H81V27ZM97 26H98V31H97ZM113 26H114V28L115 29H113ZM27 27H29V26H27ZM32 27H33V29H32ZM41 27V28H40ZM64 27V28H65ZM258 27H260V26H257L255 29H258ZM69 28H73L72 30L74 31H71V29H69ZM88 28H89V30H88ZM95 28V29H94ZM2 29V30H1ZM4 29L6 30V33L4 32ZM47 29V28H46ZM79 29H81L82 31H80ZM105 29V30H104ZM198 29V28H197ZM31 30H29V32L31 31ZM55 30L57 31V32H55ZM78 30V31H77ZM27 31V32H26ZM70 31H71V33H70ZM79 31L81 32V33H79ZM89 31V32H88ZM111 31V32H110ZM197 32H198V30H196ZM54 32H55V34H54ZM66 32H68L70 35H74V34H76V35H74V37L73 36H70V35H67L68 33H66ZM74 34H73V33ZM86 32V33H85ZM88 32V33H87ZM18 33H19V35H18ZM66 35H65V34ZM90 33V34H89ZM41 34H43V36L44 37H42V35ZM59 34H63L62 36H60ZM87 34V35H86ZM94 34V35H95ZM12 35H14V36H12ZM40 35H41V37L42 38H40ZM86 35V36H85ZM93 35V37H95V38H97L96 36H94ZM231 35V34H230ZM229 35V36H230ZM45 36H47V37H45ZM61 38H60V37ZM67 36H70L71 37V39H68V37ZM5 37V39H7ZM10 37V38H11ZM25 37L28 39V40H30V42L27 40V39H25ZM37 37V36H36ZM64 37V38H63ZM69 37V38H70ZM80 37V38H79ZM103 37V38H102ZM9 38V37H8ZM18 40H17V39ZM62 40V41H64V44H63V42L62 41H59L60 39ZM74 38L75 39H77L78 40V44H77V40H75L74 41ZM92 38V37H91ZM57 39H59V40H57ZM63 39H65V40H63ZM67 39V40H66ZM51 40H53V41H51ZM73 40V41H72ZM91 40V39H90ZM97 40V39H96ZM231 40H233V39H231ZM230 39H229V41H231ZM8 41H10V39H8ZM70 42L69 44L67 43V42ZM98 41V40H97ZM244 41H246V40H238L237 42H234V40L233 41H231V43L233 42V44H229V46H228V43H226V42H224V41H222L221 43H220V41H216V45H215V47H209V49H206V47L204 48V47H201L200 45H197V44H195V45H193L194 47H193V49H186L185 51H184V55L183 54H179L178 55V57L176 56V60L174 59L175 58V56H174V58H173V61H169V62H166L165 60H164V58L163 59H159L158 61H155L154 63H153V65H152V67L151 68H153L155 71L154 72H158V74H156V73H154V75L152 76V78H150V81H154L156 84H157V86H158V88H157V92L156 93H154L151 89H150V84H146L145 85V82H142V81H140L139 80V73H136L133 77H132V81H131V83H133V87H129L131 84H129V82H128V84H127V88H126V93H127V95H128V97H130V99H131V101L134 103V102H136L138 99L140 100L139 102H141L142 103V105H145L146 103H147V101H150V103H151V107L153 106L155 109H157L158 111L157 112H159V113H157L155 110H153V111H155V114H158V116L160 115L161 117H165L168 113L167 112H169L165 107L167 106V108H169V106H168V104H170V103H167V102H163V98L165 99V96H166V91H165V89H164V87L162 86V80L165 78V76L167 75L168 76V79H167V85H168V89H170L171 90V96L173 95L174 97L176 96L177 98H176V100H175V102H174V100H172V102H171V104L173 105L174 103H176V101H177V99H178V101H180V102H178V103H181L182 104V102L184 103H186L187 104V107H188V111H190V112H193V113H195V114H199L198 112H201L202 111V109H203V111H205V110H210V112L212 113V117H215V118H218V117H220V115L224 112V113H226V114H228V115H230V116H233L236 112V114H237V116H239V118L237 117V116H235L236 117V119L238 120V124H240V122H242L244 119H245V117H247V116H250V114L248 115L247 114V116L246 115H240V113H243V112H247V113H253V111L254 112H256V113H259L260 114V112H261V114H260V120L259 121H262V122H259L258 123V128H257V130L254 132V131H252V129H250V128H245V130H244V128H243V130L245 131V133H242V132H244L243 130L242 131H240V133H242L244 136H245V138H246V140H248L247 142L249 143H251V145L250 146H252V147H254V152L253 153H250V151H249V153H247L246 155L247 156H245L246 157V160H245V157H244V164H245V161L247 162L246 164H248V166H249V168H246L245 166H243V168H245V169H248L247 171L249 172V174L251 173L252 175H253V179L254 180H251L250 178H252V176L251 177H249V178H247L248 176H250V175H248V172L247 173H245V171L246 170H243V169H239V170H237V169H232L233 167H231V169L230 168H228V170L230 171V170H233L232 171V175H231V173L229 174V171L227 170V168L225 169V170H223V171H220V173H219V178H218V182L216 183V187L214 186L213 187V189H215L217 192H218V196L220 197V199L219 200H221L222 202L220 203L221 205H222V207L223 206H227V207H229L228 209H227V212L226 211H223L222 209H220V208H218L216 211H218V210H220V212L218 211V213H216L215 211H214V209H216V208H214L213 209V205H211V206H213V207H211L210 206V202L212 201V200H214L213 198H211L210 199V202H206V200L207 201H209V198L211 197V194H207L208 196H206V190H203V194L201 195L200 193L202 192V189H208V188H206V187H208V185L210 184H208V182H210V174H209V170H206V172L208 173V174H206L205 172L203 173V175H205L204 176V178L200 181L199 179H197L196 178V175H195V179L192 181L191 179L190 180H187L186 182H185V179L183 180V179H175L176 177H173L174 175H175V173H173V174H170V177L169 178H166V179H164V180H166V181H164L162 178H160L159 177V174H160V170H159V168H157V167H153L154 168V170H153V168H152V171L149 173L150 175H153L154 174V172H155V174L154 175H156V176H151L150 178H149V181H146L147 179L146 178H140L139 180H136V182H134L133 184H127L126 185V183H127V181L125 180V182L126 183H124L123 181V183L125 184V188L123 187V186H121V185H123L122 183H120L119 185H120V188L122 187V189H120L119 188V185L118 186H116V183L114 182V181H117V179H118V181L117 182H119V178L118 177H120L121 175H124V174H128L129 173V175L131 174V172H132V168H128L126 165H125V162H123V160H122V157H121V154L122 153H120L119 152V150L116 152L115 150H116V147L115 146H113L114 148H112V146H111V144L112 145H114L113 143H108L107 144V146L109 147H107L106 149V151H105V155L103 156V157H100L99 159H98V168H102L101 170H102V173H104L103 175L101 174V173H98L99 171H98V169H95L94 168V173H96V174H93L94 175V177L93 176H91L90 174H86V173H81L80 175H82L83 177L85 176V174H86V176H89L88 177V179H87V177H86V179L85 180H83L84 178L82 177V176H80L79 175V184L78 185H76L75 186V188H74V190L72 191V189L70 188V185H69V182L65 179V183L64 182H62L61 181V179H62V176L64 177V175L62 174L63 173V168L66 166L65 164L67 163V168H70V166H71V160L69 159V158H71V157H67L66 155H61V154H63V152H61V150H63V148L65 147V146H67V145H65V144H63V147H60L61 146V144H59V146L57 145V144H53V145H55L54 147H60V151H58L59 149H58V147H57V149L58 150H56V148L53 150V154L55 155V153L57 152V154L56 155H59L60 154V152H61V154L59 155V157L60 158H58V159H60V160H55V157H57L56 155L54 156V155H52L53 157L52 158H54V161H53V159L51 158V156H44V157H42V158H45L46 157V159H43L42 160V158L40 159V164H39V166H43L42 168L41 167H39L38 168V175H40V176H43L42 178L39 176L38 178H41L43 181L45 180L46 181V179L48 180V183L49 184H47V183H45V182H42V183H40V184H42V185H44V183L45 184H47V185H44L45 187V189H46V187H47V190H44L45 192H47V193H49V194H47V193H45L44 191H41V187H42V189H43V186H40L39 185V182H37L36 183V181L37 180H41V179H38L37 178V180L34 182V185H35V183H36V187L38 188V189H40L39 191V194H38V190H36L37 188H35V186H34V188H33V182H31L30 183V185L32 184V187L31 186H28V187H31V188H33V189H31V188H28V187H26L27 185L25 184L26 182H25V180L23 181V182H25L24 183V186L22 187V188H24V189H21L20 191H24V195L25 196H27V197H25L24 195H23V193L22 192H19V188L22 186L21 184H23V182L21 183L19 180H17L16 181V185L17 186H19L18 184H20V186H19V188H15L16 186L14 185V187H13V189H18V191L17 192H19L20 194H18L17 192H16V190L14 191L13 189L9 192V196L5 199V200H2L1 199V195H0V204L1 203H3L4 201V204H5V206L7 207V205H8V209L7 210H11L10 209V207L11 208H13L11 211H12V213H5V208L3 207V211H2V213L1 214H4L5 216H4V221L2 220L3 219V217H2V219H1V217H0V220H2V222L0 221V225H1V223H3V225L2 226H4V223L5 224H7L8 222L7 221H9V220H13V224H14V226H10V224L12 225V223H10V221H9V224L8 225H6L5 227L8 229V230H11V229H18L22 224H24L25 225V229H27L28 227V223L30 222V220H31V218L30 219H25V220H23V217H27L29 214H30V212H31V210H32V212H31V214H30V216L33 214L34 215V212H36V213H39L38 215L35 213V216H32V221H33V219H35V221H36V219L37 220H39V222H43V223H39V224H43L42 226L41 225H36V223H34V221L33 222H30V223H32V226L31 227H36V230H35V228L33 227V228H31L32 229V232L33 233H30L31 231V229L27 232V231H25V229H24V227H20V229L19 230H17V233L18 234H20L21 235V231L24 233V232H27L26 234H28L29 235V242L33 245V244H35V245H33V247H35L36 248V250H37V248H39V247H36V245H38V246H42V245H40V244H43L44 243V241L46 242L48 239H43L42 240V238H43V236H40V235H32V234H34V233H36V232H42V231H44V230H47V234L49 235L50 233H52L51 235H53V238L55 237V236H57L56 234H57V232H58V235H59V233H60V235H59V237L58 238H56L57 239V241H56V243L58 244V243H60L59 244V246L57 245V246H55V248H57V250H58V247L60 248V249H63V247L61 246L62 244H63V246L64 247H66L67 248V256H71L72 255V253H73V251L75 252V251H77V250H74V249H76V248H72L71 247V245H69L70 243H73V238H75V240L77 241V240H79V241H77L78 243H80V245L79 244H76L77 242H74L73 243V245L72 246H77V247H79L78 248V250H79V252H76L74 255H77L78 254V256H76L77 258H81V256H82V254H84V255H86L85 254V252L88 254V249L90 248V246H92V243L91 242H93V245H97L98 244V246L96 247V245L95 246H92V249L90 248L89 250V252L90 253H93V254H91V255H94V256H91L90 258H91V260H93V262L92 261H90V262H88V260H87V257H86V259H81L82 261L80 262V260L78 259L75 263H77V264H80V263H83V264H108L109 262V264H121L122 263V261L124 262L123 264H217L216 263V261L214 262L213 261V259L214 258H216L217 256H219V259H221V258H223L221 255H220V253H221V250L223 251H225L226 253H227V250L228 251H232V252H230V253H228L227 255H231V253L234 255V253H235V255H234V257H233V255H231L230 257H229V259H228V256H227V258H223V259H221V260H223V261H219L217 258H216V260L217 261H219L218 262V264H264V236L262 235V237L261 238H254V237H259V236H261V234H264V233H261V231L263 232V229H264V220H262V221H260L261 219H263L264 218V214H263V212H264V207H262V205H263V203H264V173H263V171L264 170H262V169H264V163H263V161H262V159L264 160V156H261L260 154H264V152H263V147H264V139H262V137L264 138V116L262 115V113L264 114V112H263V110H264V87H257V85H256V80H257V76H258V79H260V81L262 82V84H263V86H264V66L262 67L261 66V61H260V55H261V47H262V44H264V38H259L258 40H256V42L253 44V45H250V43H248V41H247V43L246 42H244ZM5 43V44H3V43ZM30 43V44H27V43ZM40 42H41V45H40ZM46 42V43H45ZM50 42H52L51 44H50ZM99 42V41H98ZM98 42H97V44H98ZM240 42H241V44H240ZM254 42V41H253ZM252 42V43H253ZM14 43H15V41H14ZM24 43V44H23ZM35 43V42H34ZM72 43H73V45L74 46H71L72 45ZM100 43V42H99ZM230 43V42H229ZM61 44H63L64 46H62ZM66 44H68V46H71L70 47V49H69V47L66 45ZM239 44V45H238ZM257 44V46H255ZM12 45V46H11ZM24 45H26V46H24ZM66 45V46H65ZM236 45H237V47H236ZM259 45V46H258ZM261 45V46H260ZM6 46V47H5ZM15 46H17V47H15ZM30 46H32V47H34L35 49H33L32 47H30ZM76 46V47H75ZM196 46H198V47H196ZM13 47V48H12ZM14 47L16 48L15 49V51L13 50L14 49ZM32 48L33 49V51H34V53H31L32 52V49H28V48ZM47 48V49H45V48ZM63 47H64V49H63ZM72 47H73V49H72ZM74 47H75V49H74ZM196 47V48H195ZM228 47V48H227ZM249 47H253L252 49H250V50H252V52H250V50H248L249 49ZM8 48H10V49H7ZM26 48V49H25ZM67 48V49H66ZM198 48V49H197ZM208 48V47H207ZM11 49L14 51V53H16V54H14L13 53V51H11ZM20 51H19V50ZM44 49H45V51H44ZM58 49H60V51L62 50V54L60 53V52H58L59 50ZM195 49V50H194ZM206 49V50H205ZM16 50H18V52L16 51ZM24 50H28V51H30V53L29 54H31V56H34L33 58L34 59H32V57L30 58V56L28 57V55L29 54H25V52L26 51H24ZM38 50H40L41 51V53L38 51ZM55 50L57 51V53H60L59 55L60 56H58V54L55 52ZM194 50V51H193ZM199 50V51H198ZM2 51V52H1ZM23 51H24V53H23ZM51 51V52H50ZM54 51V52H53ZM190 51H191V53L192 54H194V55H192L191 54V56H189L190 55ZM204 51V52H203ZM39 52V53H38ZM50 52V53H49ZM67 52V53H68ZM73 52V53H74ZM207 53L208 54V56H210L211 58L208 60H206V64H208L209 62H211V61H213V59L215 60V62L217 63V66L216 67H211V66H207V68H206V72H205V74H206V76H208V79L209 80H204V79H200V81L202 82V84H203V86H207V85H209L210 83H211V81H210V79H213L212 81V85L213 84H215L216 83V81H218V82H220V85H219V87L217 88V90L218 91H220V98L218 97H213L211 100H207L205 97H204V95L202 96V97H198V98H196L195 100V102L194 103H191V102H187L186 100H184L185 98H187V94H189L190 93V91H191V89H193V88H195L196 87V83L199 81L198 79H197V77L195 76V73H193L192 71H189L188 69H187V67L188 66H191V64H194V62H195V59L197 60V59H200V55L202 54V53ZM54 53V54H53ZM14 54V55H13ZM33 54V55H32ZM57 54V55H56ZM178 54V53H177ZM188 54V55H187ZM200 54V55H199ZM37 55V56H36ZM55 55V56H54ZM62 55V56H61ZM176 55V54H175ZM183 55V56H182ZM241 55V56H240ZM182 56V57H181ZM196 56H198L197 58H195ZM247 56V57H246ZM3 57H5V58H3ZM12 57H11V59H12ZM36 57V58H35ZM59 57H62V59L60 60L59 59ZM179 57H181V59L179 58ZM28 58H30V59H28ZM72 57H70L69 59L70 60H68V63H70L71 62V59ZM36 59H38V61L36 60ZM177 59H178V61H177ZM180 59V60H179ZM236 59H238V60H236ZM4 62H3V61ZM9 60V59H8ZM28 60L29 61H31L32 63H29L28 64ZM35 60V61H34ZM183 62H182V61ZM37 61V62H36ZM164 61H165V64H164ZM174 61H176L175 63H174ZM1 62H2V64H1ZM73 62V61H72ZM208 62V63H207ZM249 62V63H248ZM166 63H168V64H166ZM184 63V64H183ZM246 63V65H245V69L244 70H241V68L240 67H242V66H244L243 64H245ZM257 63V64H256ZM6 64V63H5ZM4 64V65H5ZM63 63H60V64H58V65H56L57 67V70L59 69L58 68V66H60V68H61V66H63L62 68H64V65H62ZM71 64V63H70ZM164 64V65H163ZM3 65V66H4ZM169 65V66H168ZM221 66V67H220ZM224 66V67H223ZM28 67V68H27ZM185 67V68H184ZM223 67V68H222ZM231 67V68H230ZM256 67H258L257 69H256ZM32 68H34V70H32ZM55 68V69H56ZM61 68V69H62ZM65 68H66V66H65ZM65 68L64 69H60V70H58V71H60V72H63L64 70H65ZM180 68V69H179ZM220 68V69H219ZM228 68V69H227ZM263 68V69H262ZM29 69V70H28ZM168 69V71H166ZM254 69H255V71H254ZM259 69H261V70H259ZM177 70V71H176ZM185 70V71H184ZM225 70V71H224ZM253 70V71H252ZM263 70V71H262ZM24 71V70H23ZM177 73H176V72ZM222 71L224 72V73H222ZM220 72V73H219ZM227 72H228V74H227ZM231 74H230V73ZM245 72V73H244ZM256 72V75L254 74ZM259 72H261L260 74H259ZM53 73H57L56 71L55 72H53ZM188 73V75L186 76V74ZM211 73V74H210ZM222 73V74H221ZM34 74H36L37 75V79H36V75H34ZM51 76H50V75ZM63 74H66L64 77V79L66 80V83L68 84H66V86L63 88H61V85L60 84H57L56 83V80L54 79H52L53 81H51V79L49 80L48 79V81H50L49 83L48 82H46L45 83V87L44 88H42L41 87V89H40V85L38 84V90H37V88H36V91H35V88H34V91H33V93H26V94H22V93H20V95L21 96H24L21 100H20V102L19 101H17L16 102V100H13L11 97L9 98V100L7 101V106L8 107H6V108H3V110L4 111H2V109H0V114H1V116H2V114L5 116V118H6V120L8 121H6L7 122V124H6V126H7V130L3 133H1L0 132V141H2L1 143H3V142H5V141H7V143H8V147H13L14 146V144H15V142H16V140H19L21 137H23V136H25V134H26V132L28 131L27 130V125L25 126V124H31V123H33V121L34 122H37V121H39V120H41L43 117H44V115H45V113L47 112V108L49 107H52V106H59L58 108L61 110L64 106H67V104L69 105V103H70V105L72 104V103H74V102H76L77 101V99H76V97L78 96V92H77V90H78V88L81 90L82 88H83V92L84 93H82L83 94V99L84 100H89L90 99V97H92V96H94V95H97L98 94V92H96L95 91V89H92L91 87H90V85L91 84H95L96 83V81L95 80H97V79H100L99 78V76H97V75H94V74H91V73H89V72H87L86 74H87V76H88V78H89V81L87 80L88 78H87V76H86V74H85V76L83 77V78H80V80L81 81H83V82H81V85H83L82 87L81 86H79L80 85V80H79V78H78V80H77V76L75 77V75L73 74V73H66V72H64ZM67 74H68V77H67ZM73 74V75H72ZM141 74V73H140ZM215 74V75H214ZM221 74V75H220ZM224 74H227V75H224ZM94 75V76H93ZM50 76V77H49ZM90 76H92V77H90ZM188 76H189V79H188ZM211 76V77H210ZM212 76H213V78H212ZM220 76V77H219ZM238 78H237V77ZM14 77V74H12V76L10 75V78H13ZM39 77V78H38ZM72 77H74V78H72ZM171 77V78H170ZM192 77V78H191ZM235 77V78H234ZM254 77H256V78H254ZM15 78V77H14ZM72 79L71 81L69 80L68 81V79ZM76 78V79H75ZM84 78H86V80L88 81V82H86L85 83V79ZM231 78V79H230ZM240 78V79H239ZM84 79V80H83ZM225 79V80H224ZM230 79V80H229ZM239 79V80H238ZM16 82H17V84H19L20 85V87L22 86V85H25V86H22L21 88H20V90H23V88H25L26 87V81H24V79H23V77H17V78H15L14 79ZM103 80V79H102ZM221 80V81H220ZM14 81V82H15ZM19 81H21V82H19ZM78 83H77V82ZM95 81V82H94ZM16 82H15V84H16ZM38 82V83H37ZM98 83L100 82H102L101 84H103V82L104 81H100V80H98L97 81ZM141 82V83H140ZM148 82V81H147ZM215 82V83H214ZM217 82V83H218ZM48 83V84H47ZM75 83H77V84H75ZM82 83H84V84H82ZM239 83H241V85L239 84ZM249 83V84H248ZM73 84H75L74 86H73ZM86 84V85H85ZM138 84H140L139 86H138ZM175 84H178V88H180V92L178 93V92H176L178 89H175L174 88V85ZM186 84H190V86H191V88L190 89H188L187 91L184 89V87H182L183 85H186ZM230 84V85H229ZM247 84V85H246ZM78 85V86H77ZM253 85V86H252ZM48 86H51V88L50 89H48L47 87ZM68 86H70L71 87V89L69 88L68 89ZM237 86H239L240 88L239 89H237L238 91H237V93L233 96V98L235 99L234 100V104L231 106H227V101H228V98L229 97H231L232 96V93H235V91H233V87H234V90H235V87H237ZM247 86V87H246ZM259 86V85H258ZM73 87H75V88H73ZM142 87V88H141ZM238 88V87H237ZM248 88H250L249 90H247ZM260 88V89H259ZM48 89V90H47ZM62 89V90H61ZM84 89H86V90H84ZM140 89V90H139ZM211 92H213V94H215V92H216V88H214L213 86L211 87ZM53 91V92H57L56 94H57V97H56V99H57V103L56 104H53V99L52 98H49L48 96L46 97H41V95L42 96H44L45 94H47V91L49 92V91ZM69 90V91H68ZM97 90V89H96ZM88 91H90V92H88ZM258 91V92H257ZM43 92H44V94H43ZM86 92V93H85ZM94 92V93H93ZM96 92V93H95ZM256 92V93H255ZM77 93V94H76ZM138 93V94H137ZM29 94V95H28ZM92 94V95H91ZM141 94V95H140ZM36 96V97H31L32 98V101L34 100L36 103H34L33 105L32 104H30L31 102H29V101H27L26 99H27V97L28 96ZM84 95H87L86 97L84 96ZM137 95H139V98H138V96ZM254 97H253V96ZM144 96V97H143ZM172 96V97H173ZM180 96V97H179ZM224 96H226V97H224ZM257 98H256V97ZM75 97V98H74ZM153 97V98H152ZM181 97H184V99L183 98H181ZM243 97V98H242ZM252 97V98H251ZM35 98H37V99H35ZM66 98V99H65ZM137 100H136V99ZM146 98V99H145ZM162 98V99H161ZM246 99V100H248L249 101V103L247 104L248 106L246 107V105H244V103H242L243 101H242V99ZM68 100V101H65V100ZM180 99V100H179ZM257 99V100H256ZM37 100V101H36ZM160 100H162V101H160ZM250 100H252V102H251V104H250ZM256 100V101H255ZM42 101V102H41ZM44 101V102H43ZM64 101V102H63ZM161 103H160V102ZM221 101L224 103V105H221ZM240 101V102H239ZM20 103V109H19V111H20V115L23 117V118H27L26 120V122L25 121H23V118H21V116L20 115H17L15 112H13L12 111V107H14V105H11V103L12 104H17V103ZM138 101H137V104L139 103ZM40 103V104H39ZM167 103V104H166ZM25 104V105H24ZM35 104H37V105H35ZM134 104H136V103H134ZM140 104V103H139ZM165 104V105H164ZM241 104H243L242 106H240ZM46 105H48L47 106V108H45L44 106H46ZM262 105H263V107H262ZM12 106V107H11ZM171 106V105H170ZM218 106V107H217ZM37 107V108H36ZM60 107H62V108H60ZM207 108V109H206ZM216 108H217V110L218 109H221V112L219 111V112H217V110H216ZM35 109H36V111H35ZM160 109V110H159ZM201 109V111H199ZM198 110V111H197ZM257 110V111H256ZM4 112V113H2V112ZM9 111V112H8ZM233 111V112H232ZM234 111H236V112H234ZM259 111V112H258ZM40 112V113H39ZM165 112V113H164ZM231 114H230V113ZM238 112H239V114H238ZM15 113V114H14ZM39 113V114H38ZM161 113V114H160ZM36 114V115H35ZM44 114V115H43ZM163 114V115H162ZM164 114H165V116H164ZM170 114V113H169ZM214 114H216L217 115V117H216V115H214ZM235 114V115H236ZM243 114H245V113H243ZM32 115V116H31ZM17 116H20V117H17ZM262 117H263V119H262ZM11 118V119H10ZM166 118H168V115L166 116ZM170 118V117H169ZM168 118V119H169ZM215 118H213V119H215ZM21 119V120H20ZM167 119V120H168ZM262 119V120H261ZM13 120V123L11 122ZM18 120V121H17ZM23 122H24V124H23ZM12 123V124H11ZM10 124H11V127H9L10 126ZM0 125H2L1 123H0ZM228 125V124H227ZM15 126V127H14ZM226 126V125H225ZM225 126H223V128L225 127ZM25 128L24 130H23V128ZM22 128V129H21ZM242 128V126L239 128H237L236 126H234V128H232V130H231V128H229V130H231V131H233L234 133H235V135L236 134H238V137L237 138H240V133L238 132V130L239 129H241ZM12 129V130H11ZM18 129V130H17ZM68 129H73L74 131H71V130H69L68 131V133H70V131H71V133L72 132H75V136L73 135V133L71 134V136H74V137H76V135H77V133L79 134V136H77V138L79 139V138H81L80 137V133L81 134H83L82 132H80V131H77L76 132V129H74V128H72V127H70V128H68ZM22 130L24 131L23 133H20V132H22ZM26 130V131H25ZM225 131H227L228 130V128H227V130H226V128L224 129ZM2 131V130H1ZM231 131H229V133H232ZM228 132V131H227ZM12 133H13V135H12ZM20 133V134H19ZM85 133V132H84ZM17 136V135H19V136H17V138H15L14 136ZM85 135V134H84ZM87 135V134H86ZM12 136V137H11ZM8 137H10V138H8ZM258 137V138H257ZM12 138V139H11ZM83 138H84V140H82V141H85L86 139H85V137L83 136ZM5 139V140H4ZM10 139V142H8V140ZM14 139V140H13ZM16 139V140H15ZM253 139V140H252ZM88 141H91L90 140V138L89 139H87ZM86 140V141H87ZM121 140V137H118V141H120ZM255 140H256V142H255ZM93 142V141H92ZM246 142V144H247V146L248 147H250L249 146V144ZM12 143V144H11ZM260 145V147L258 146V144ZM262 143V144H261ZM10 145V146H9ZM57 145V146H56ZM65 145V146H64ZM111 146V147H110ZM261 146H262V148H261ZM251 147V149H253ZM257 147H259V148H261V149H259V148H257ZM65 148H67V147H65ZM69 148L70 147H68L67 149L69 150ZM67 149H64V150H66V154H68L69 152H71L72 151V149L71 150H69V151H67ZM109 149H110V152H111V156H115V159L113 158V157H111L110 158V156H109V154H110V152H108L109 151ZM260 150H262V151H260ZM73 151H74V149H73ZM71 152V154H70V156H72V161H76V162H81V161H83L84 159H83V155H84V152L82 151V150H80L79 152L77 151V150H75V153H77L78 155H79V157H78V155L77 154H75L74 152ZM81 151H82V154L80 155L79 153H81ZM106 152H108V153H106ZM115 152H116V154H115ZM64 153V154H65ZM120 153V154H119ZM255 153H256V155H255ZM68 154V155H69ZM74 154V155H73ZM104 154V153H103ZM112 154H114V155H112ZM254 154V158L255 159H253L252 158V155ZM257 154H259V155H257ZM109 157H108V156ZM118 155H120L119 157H118ZM212 156H214V157H212V159L213 158H215L216 157V154H214V153H212L211 154ZM61 156L63 157H65V159L63 158H61ZM74 156V157H73ZM76 156V157H75ZM82 158H81V157ZM108 158H110V159H107V157ZM117 156V157H116ZM249 156V157H248ZM256 156L257 157H260V158H257V160H256ZM77 157L79 158V160H80V158L81 159H83V160H81V161H79L78 159H77ZM105 157V158H104ZM230 157H232V156H229V158L227 159V161L230 159ZM50 159V160H48V159ZM69 160H68V159ZM75 158V159H74ZM104 158V159H103ZM249 158V159H248ZM250 158H252L253 160V162H252V166H251V164H249V163H251L249 160H251ZM67 159V160H66ZM113 159H114V161H118V162H120L121 161V165H119L120 163H118V162H116L117 163V165H119V167L121 168L122 166H124V167H122L121 169H118V170H120L119 172H114V170L115 169H117V165H116V163H114V161H113ZM211 159V158H210ZM216 159V160H215ZM214 160H215V162H217V165H218V163H219V161H218V159L217 158H215ZM261 159V160H260ZM66 160V162H65V164H64V161ZM109 160H112L113 162H109ZM213 160V161H214ZM230 160H232V159H230ZM235 160V161H234ZM256 160V161H255ZM258 160H260L262 163H260V161L258 162ZM46 161V162H45ZM52 161H53V163H52ZM55 161H56V164H55ZM62 163H61V162ZM74 161V162H75ZM212 160H209V162H211ZM233 161H234V163L233 164H235V163H237L238 162V160L236 161V159H235V157H234V159H233ZM49 162H51L52 164H50ZM57 162H59V163H61L62 165L61 166H64L63 168L61 167V166H59V163H57ZM68 162H69V164L70 165H68ZM214 162V163H215ZM230 162V161H229ZM232 162V161H231ZM249 162V163H248ZM49 163V164H48ZM78 163V164H79ZM109 163V164H108ZM110 163H112L113 165H111L110 166ZM212 163V162H211ZM260 163V164H259ZM47 164V165H46ZM64 164V165H63ZM103 164V165H102ZM124 164V165H123ZM220 164V163H219ZM228 164H232V163H228ZM243 164V165H244ZM245 164V165H246ZM259 164V165H258ZM56 165V166H55ZM104 165H106V166H104ZM114 165L116 166L115 167V169H114ZM254 165L256 166H258L259 168V170H261V171H259L258 172V169H257V166L254 168ZM261 165L263 166V167H261ZM55 168H54V167ZM57 166L58 167H61V168H57ZM113 166V167H112ZM222 166V165H221ZM220 165H218V167H219V170L221 169V168H223V166L221 167ZM109 167H112L113 168V170H112V168H109ZM141 167V168H140ZM140 167H138V169L140 170V169H142V166H140ZM196 167H197V165H196ZM250 167H251V169H250ZM261 167V168H260ZM66 168V167H65ZM104 168H108L107 170H109L108 172L106 171V173L105 172H103V169ZM157 168V170H155ZM195 168V166L193 167V170H195L194 171V173H196L198 170H199V168H200V170H199V172L200 171H202L204 168H202L201 166H199V168L197 167L196 169H194ZM254 168V169H253ZM44 169V170H43ZM53 169V170H52ZM55 169V170H54ZM62 169V170H61ZM253 169V170H252ZM256 169V170H255ZM43 172H42V171ZM51 170V171H50ZM59 172H58V171ZM106 169H104V171H105ZM110 170H112L111 172H110ZM144 170V169H143ZM222 170V169H221ZM250 170V171H249ZM50 171V172H49ZM52 171H53V176L55 175V174H57V176L55 175V177H54V179H51L52 178V176H50V173L52 174ZM62 171V172H61ZM125 172L124 174L122 173H120V172ZM142 171V170H141ZM157 171V172H156ZM209 171V172H208ZM235 171V172H234ZM240 171H243L245 174H243V172L241 173ZM41 172V173H40ZM57 172V173H56ZM159 172V174L157 175V173ZM254 172V173H253ZM47 173V174H46ZM62 175V176H58V175H60V174ZM108 173H111V174H113L114 176H116V177H114V178H112L113 177V175H107ZM223 173H224V175H225V173H228L226 176H224L223 175ZM234 173V174H233ZM241 175H240V174ZM98 174H101L100 175V178H97L99 175ZM121 174V175H120ZM126 174V175H127ZM47 175H49V176H47ZM96 175H98V176H96ZM105 175V176H104ZM108 177H107V176ZM173 175V176H172ZM237 175H239L238 176V179H237ZM248 175V176H247ZM257 175V176H256ZM260 175V176H259ZM96 176V177H95ZM104 176V178H102ZM110 176H112L111 178H109ZM171 176L175 179V181L176 182H172V180H173V178H171ZM207 176V177H206ZM209 176V177H208ZM224 176V177H223ZM48 177V178H47ZM58 179H57V178ZM60 177H61V179H60ZM81 177V178H80ZM91 177H92V179H91ZM123 177V176H122ZM235 177V178H234ZM255 177V178H254ZM258 177V178H257ZM45 178V179H44ZM65 178V177H64ZM83 178V179H82ZM95 179V181H93L94 179ZM107 178V179H106ZM152 178V179H151ZM153 178H155L156 180H154ZM158 178H159V180H158ZM208 180H207V179ZM221 178V179H220ZM240 178H241V180H240ZM60 179V180H59ZM90 179H91V181H90ZM96 179H99V180H96ZM110 179H112V181L114 182V185L112 184V183H110V184H112V185H110L109 184V180ZM142 179V180H141ZM144 179V180H143ZM162 179V180H161ZM234 179H237V180H234ZM247 179V180H246ZM249 179V180H248ZM256 179V180H255ZM262 179V180H261ZM41 180V181H42ZM50 180H52L53 182L54 181H56V180H58V182L60 183H58V182H54V183H56V184H54L53 182H51ZM64 180V179H63ZM83 182H82V181ZM101 180H102V182H101ZM168 180H171L170 182L168 181ZM232 180V181H231ZM239 180V181H238ZM259 180V181H258ZM108 182V183H106V182ZM141 181V182H140ZM163 181V182H162ZM191 181V182H190ZM206 181H208L206 184H207V186H206V184H205V182ZM236 181H238V182H236ZM241 181V182H240ZM88 182V183H87ZM93 182H95V184H93ZM99 182V183H98ZM103 182H105L103 185H105V184H109V186L108 185H105L104 187H103V185L100 187V185H101V183H103ZM111 182V181H110ZM187 182H190V183H187ZM202 182H204V183H202ZM227 182V183H226ZM233 183V185H232V183ZM235 182V183H234ZM255 182V183H254ZM53 183V184H52ZM57 183H58V185H57ZM90 183H92V184H90ZM96 183H98V184H96ZM147 183H151L152 185L154 184V185H156V186H159V187H162L163 186V188H167V191L168 192H170V191H172V194H171V192L170 193H168V192H166L167 194H170L171 196H169L168 195V198H171V199H173L174 201H175V198L177 197V196H180V197H177L176 198V200L178 201V199H180V201H179V203H177L176 202V204H174L177 208H179V206L181 205V208H179V209H181V210H179V212H178V210H177V208L174 206V208H176V210L177 211H175V212H177V214H179V217H178V215H175V217H177V218H179V220H177L175 217H173V218H175L174 220H171V224L169 223L170 222V220L169 219H167V218H169L170 217V219L172 218L171 217V214H169L167 211H165L164 213V215L165 216H163L162 214L163 213H158V214H156L155 215V219L154 218H152V217H150L152 220L154 219V221L153 222H155V220L157 221V218H156V216L158 215V217H159V214H160V216L162 215L163 217H165V219L164 220H168L169 222H167V221H165L164 223L162 222L163 220V217H162V219L160 218H158L159 220L158 221H160V220H162L161 222L163 223H161V222H159V224L157 225V223H156V225H157V227H155L156 225L155 224H150L151 222H152V220H150V218H146L148 221L146 222L145 220V217L144 218H141V220H140V217L141 216H143V215H139V214H134L135 216H133V212H128L127 210H124V209H126V204L129 202V198H131V197H133V198H131L130 199V202H131V204L130 203H128L129 205H130V207H132V206H136V207H139V205H142V203L144 204V202H143V199H139V198H141L142 197V186H144L145 184H147ZM166 183V184H165ZM186 185H185V184ZM205 186V188H204V186L202 185V184ZM242 184L243 185V188H240V189H238L239 187H241L239 184ZM249 183H251V184H249ZM252 183H254L255 184V190L253 189L254 188V186L252 187V189H251V187H249V185H251L252 186ZM62 184H66L67 185V188H66V185H64V186H61ZM84 186H88L89 185V187L91 188V190H90V188L88 187L87 189H89V190H86V187H84ZM87 184V185H86ZM118 184V183H117ZM143 184V185H142ZM189 184V185H188ZM256 184H258L259 186L257 187V185ZM260 184H262V185H260ZM26 185V186H25ZM29 185V184H28ZM56 186L55 187V189L56 190H54V188L52 187V186ZM91 185V186H90ZM92 185H94L93 187H92ZM96 185V186H95ZM97 185L99 186V187H97ZM140 185H142V186H140ZM162 185V186H161ZM165 185V186H164ZM177 185H180V186H178L177 187ZM202 185V186H201ZM60 186V189L58 188ZM79 186H80V188L82 187L83 189V191L80 189L79 190ZM127 186H129V187H127ZM169 186V187H168ZM185 186V187H184ZM200 186L201 187H203V188H200ZM209 186H211V185H209ZM236 186L238 187V188H236ZM244 186H245V188H244ZM50 187H52V188H50ZM68 187H69V191H67L66 192V190H65V188L66 189H68ZM76 187H77V189H76ZM140 187V188H139ZM172 187V188H171ZM181 187H183L182 188V190L179 192V189H181ZM234 187H235V189H236V191H235V189H234ZM246 187H248L249 189H251L252 191H253V194L255 193L254 191H256L258 194H259V196L257 195V193H255L256 195V197H253V195H252V191L250 192L249 191V193H250V195L248 194V188H247V190L245 191L244 189H246ZM63 188H64V190H63ZM85 188V189H84ZM119 188V189H118ZM136 188H137V190H136ZM169 188H171L170 189V191H169ZM184 188H186L185 189V191H184ZM200 188V189H199ZM220 188V189H219ZM28 189H31L32 190V192L33 191H35V192H30V190H28ZM60 191H59V190ZM71 189V190H70ZM102 189H104L103 191H100V190H102ZM201 190V192H199V190ZM210 189V188H209ZM241 189H243V190H241ZM55 191V192H53V191ZM118 190V191H117ZM123 190H127L126 192L125 191H123ZM136 192H135V191ZM139 190V191H138ZM173 190H174V192H173ZM176 190V191H175ZM188 190V191H187ZM189 190H191V191H189ZM193 190V191H192ZM28 191H29V193H28ZM51 193H50V192ZM86 191V192H85ZM166 191V190H165ZM187 191V192H186ZM245 191V192H244ZM16 192V195H23L24 197H22V196H20V197H22V199H20L18 196L16 197V196H14V193ZM63 192H66V197H68L67 195L69 194V193H71V197L69 196V198L71 199L72 197H76V199H77V202H75V204L73 205L74 206V210H73V206H71V203H72V199H71V203L70 204H67V202L69 203V200L70 199H66L65 198V200H67L66 201V205L64 204V198H63V194H65V193H63ZM69 192V193H68ZM78 192L80 193V194H78ZM88 192H90L89 194H88ZM102 193V196H101V194H99L98 195V193ZM119 193V195L117 196V194ZM127 192H128V194H129V192H132V193H130V196L127 194ZM133 192L134 193H139V194H141L140 196H139V194L137 193V198H136V194H134L133 195ZM182 192H185L184 194H185V197L183 196L184 194L182 193ZM191 192V193H190ZM198 192H199V195H201V197H199V199L200 198H203V195H205L204 197V199H205V203L206 204H209V205H207V207H206V209H205V212L206 213H211V217H206V218H208V219H206V221L208 222L207 223V225H206V223L204 224V226H208V224H210L209 226V228H207V235H208V233L210 232V234L211 233H213L214 231V233L213 234H211V236L213 235V237L215 238V236H214V234H218V236L219 237H221V238H217L218 240H216V239H214L215 240V242L217 241V243H215L214 241H212L213 240V238L212 237H210V234L207 236L206 234H205V232H204V230H205V228H203L204 226L202 225V224H200L201 225V227H202V229H201V227H200V230L198 229H196V230H194L195 231V236H194V231H192L191 233V235H190V232L188 233L186 230H188L190 227H192V228H199L198 227V225H197V227H196V225H194V223H192V222H195V223H198L197 221H195L194 220V216H192L191 214L190 215H188L189 213H188V210H187V208L184 206V202H185V200L186 201H192V202H194V203H196V202H198V203H200L199 201H201V200H204V199H200L199 201H198V199H197V194H198ZM224 192V193H223ZM31 193V195L29 196V194ZM35 193V194H34ZM55 195H57V194H59L60 195V197H61V195H62V199L60 198V197H58L59 195H53V194ZM68 193V194H67ZM77 193V194H76ZM88 195H87V194ZM92 193V194H91ZM126 193V194H125ZM174 193H180V194H182V195H176V197L174 198V196H175V194ZM205 193V194H204ZM27 194V195H26ZM103 194H104V196H103ZM105 194H106V197H105ZM222 194H224V195H222ZM237 194V195H236ZM13 195V196H12ZM34 195H35V197H34ZM40 195H41V197H42V195H45V197L46 198H44V200L41 198L40 199ZM48 197H51L52 199H54L53 197H58V198H56L55 200H53V202L51 203L50 202V200L52 201V199H50L49 200V198H47V196ZM74 195V196H73ZM86 195V196H85ZM98 195V196H97ZM124 196V195H127V198H128V200H125L126 199V197H122L121 198V196ZM133 195V196H132ZM173 195V196H172ZM239 195V196H238ZM252 196V197H246V199H245V196ZM261 195H262V197H261ZM11 196H12V200H11ZM39 196V197H38ZM108 196H110V197H108ZM117 196V197H116ZM120 196V199H122L123 201H121L118 197ZM182 196V197H181ZM224 196H225V198H224ZM238 196V197H237ZM257 196H258V198H257ZM28 197H29V199H28ZM36 197H38L37 198V200H36ZM65 197V196H64ZM83 197V198H82ZM95 197H97L96 199H94ZM101 197H103L104 199H102ZM113 197H116V198H114L115 200H113ZM184 197V198H183ZM261 197V198H260ZM9 198H10V202H11V204L13 203V202H15V203H13L12 205H9L8 204V202L6 203V200L7 201H9ZM18 199V201H17V199ZM27 198V199H26ZM31 198V199H30ZM32 198H34L35 199V205H33L34 204V201L32 200ZM81 199V200H79V199ZM110 200H108V199ZM222 198V199H221ZM235 198H237V200L235 199ZM254 200V201H252V199ZM260 198V199H259ZM15 199H16V201H17V203H16V201H15ZM23 200V201H21V203H20V200ZM38 199H40L41 200V203H40V200L38 201ZM45 199H48L47 200V202L45 201ZM60 199V201L61 200H63V203H61L60 201H58V200ZM83 199H84V201H83ZM100 199H102L101 201H100ZM107 199V200H106ZM121 201V203L120 204H124V205H126L125 207L123 206V205H120L119 204V200ZM134 199V201L132 202V200ZM181 199H182V201H181ZM183 199H185L184 201H183ZM194 199H197V200H195L194 201ZM247 199H250L251 201L250 202H255V201H257V199H259L257 202H255L256 203V206H255V203H253L254 204V206L252 205V207L251 206H249V204L251 205L252 203H250V202H248L249 204L247 205L246 203H247ZM262 199V202H260V200ZM45 201L44 203H43V201ZM93 200V201H92ZM96 200V201H95ZM118 200V201H117ZM137 200H141V202L140 201H137ZM223 200H225V201H223ZM246 200V201H245ZM32 201V204L31 205H29L28 204V202L30 203ZM36 201H38V205H36L37 203H36ZM49 201V202H48ZM76 201V200H75ZM78 201H79V203H78ZM80 201H83V202H80ZM95 201V202H94ZM97 201L99 202V203H101L100 205H99V203H97ZM109 201V202H108ZM135 201H137L138 203H136ZM249 201V200H248ZM92 202H94L93 204H92ZM135 202V203H134ZM141 204H140V203ZM204 201H201V203H203ZM226 202V203H225ZM235 203V206L237 205V207H235L234 205V207L235 208H238V205H240V204H243V203H245L246 204V208L248 209H243L244 210V212H248V215H249V210L250 209H252V210H257L258 211V209H261L262 208V210H260V211H258L257 213L259 214H257L256 213V211H255V214L254 213H250V215H251V217L250 216H245V214L246 213H244V212H242L243 210L241 209L240 210V207H241V205L239 206V210L240 211H238L237 209H235V210H233V213L231 214V215H229L230 217H227V218H229V219H226V215H223L222 214V211L223 212H226V213H228V210H230L229 212H232V204H234ZM262 203V205L260 204V203ZM39 203H40V205H39ZM49 203V204H48ZM51 203V204H50ZM76 203H78V205H77V208H78V206H79V204H81L79 207H80V209L78 208V209H76L75 207V205H76ZM98 205H97V204ZM201 203H200V205H201ZM205 203H203V204H205ZM229 203V204H228ZM3 204V205H4ZM41 204H46L45 205V207H40L41 206ZM92 204V207H90L89 205H91ZM104 204H108L107 206L106 205H104ZM112 204V205H111ZM113 204H114V206H113ZM118 206H117V205ZM182 204H183V207H182ZM202 204V205H203ZM228 204V205H227ZM245 204H243L242 205V207H244V205ZM3 205H1V206H3ZM28 205V206H27ZM32 205H33V207H32ZM42 205V206H43ZM62 205V206H61ZM68 205V207L67 208H65L66 206ZM84 205H87V208L85 207L84 209H82V207H84ZM94 205V206H93ZM97 205V206H96ZM132 205V206H131ZM0 206V207H1ZM12 206H14V207H12ZM30 206L32 207V208H30ZM37 206V207H36ZM49 206V207H48ZM53 206H55V208L53 207ZM59 206V207H58ZM106 206V207H105ZM109 206V207H108ZM111 206L114 208V210H116L117 209V211H115V212H121V213H118V215H116L115 214V212L113 211V209L111 208ZM249 206V207H248ZM259 206L261 207V208H259ZM40 207V208H39ZM57 207V208H56ZM72 207V208H71ZM145 207V206H144ZM143 207V205H142V208H144ZM25 208V210L28 208H30L29 210H28V212H24V213H22L23 212V209ZM33 208L35 209V210H33ZM36 208H38V211H37V209ZM48 209V208H50V209H48V210H45V209ZM53 210H52V209ZM70 208V209H69ZM112 209V211H111V209ZM139 208H141V207H139ZM245 208V207H244ZM1 209H2V207H1ZM58 209V210H57ZM63 209H65V210H63ZM69 211H67V210ZM71 209H72V211H71ZM82 209V210H81ZM94 209V210H93ZM98 209V210H97ZM108 209H110L109 210V212L107 211ZM183 209L184 210H187V212L186 211H184V212H186V213H184L183 212ZM234 209V208H233ZM14 210H19V211H14ZM22 210V214H23V217L21 216L22 214H20V211ZM51 210V211H50ZM76 210V213H74V211ZM175 210V209H174ZM224 210H225V208H224ZM27 211V210H26ZM47 212V213H45V212ZM48 211L49 212H51L52 213V211L54 212V214L52 213H48ZM66 211H67V216L65 217L64 216V214L66 213ZM87 211V212H86ZM102 211V212H101ZM103 211H104V214H106V215H104L103 214ZM107 211V212H106ZM122 211H125V212H122ZM4 212V213H3ZM73 212V213H72ZM86 212V213H85ZM99 212V213H98ZM113 212H114V214L116 215V218H121V219H119V220H121V222L120 221H118V219L116 220V218H115V216H113L114 214H113ZM128 212V213H127ZM163 212V211H162ZM190 212V211H189ZM238 212H240V213H238ZM61 213H63V214H61ZM124 213V214H123ZM127 215H126V214ZM132 213V214H131ZM225 213V214H226ZM234 213H236V214H234ZM243 213V214H242ZM15 214V215H14ZM16 214H17V217H16ZM18 214H20V217L22 218H20L19 216H18ZM28 214V215H27ZM48 214H49V216H48ZM70 214H75V216H73V215H70ZM107 214H109V215H107ZM130 214V215H129ZM220 214V215H219ZM238 214V215H237ZM241 214V215H240ZM252 214H254L256 217H259V219L260 220H258L257 221V219H256V217L254 216H252ZM11 215V216H10ZM53 215H56V216H54V217H52ZM61 215H63L64 216V218L62 219L61 217H63V216H61ZM124 215V217H121V216H123ZM166 215L168 216V217H166ZM194 215V214H193ZM217 215V216H216ZM240 215V216H239ZM0 216H3V215H0ZM30 216H28L27 218H29ZM48 216V217H47ZM60 217L58 220H57V218L58 217ZM128 216V217H127ZM131 216V217H130ZM188 216H190V217H194L193 218V220L194 221H191L190 220V218L188 217ZM207 216H209V214L207 215ZM236 216L237 217H239L238 218V220H241V221H239L238 223L236 222V221H238V220H236ZM16 217V218H15ZM34 217H37V218H34ZM42 217V218H41ZM44 217V218H43ZM100 217V218H99ZM105 217V218H104ZM135 217V218H134ZM240 217H243V218H245V219H240ZM247 217V218H246ZM253 217V218H252ZM47 218V219H46ZM68 218H73L74 220L72 221V220H70V219H68ZM91 218L93 219V220H91ZM102 218V219H101ZM103 218L106 220V222H104V220H103ZM122 218L123 219H125V220H123L124 222H127L128 220H129V222H128V224L130 225V227L133 225V226H135L136 225V227H137V229H138V227H142V230H145V231H143L144 232V234H143V232H142V230H140V232H142V233H139V230H137V232L139 233H136V232H134V233H136V234H134L132 231H130L132 228H133V226L130 228V229H128L129 228V226H128V224L127 223H125V226H123L124 224H123V221H122ZM234 218H235V220H234ZM250 218V219H249ZM14 219H16V220H14ZM18 219H19V221H20V223H18L17 221H18ZM49 219V220H48ZM55 219V220H54ZM62 219V220H61ZM69 221H68V220ZM97 219H98V221H97ZM99 219H101V221L99 220ZM135 219V220H134ZM145 221V222H142L143 220ZM218 219L222 222V226H221V222H220V224L218 225V223H217V225H215V226H217V228H215V227H213L212 225L215 223L216 224V222H218ZM225 219H226V221H225ZM230 219H232L231 221H235L234 223L233 222H231L230 223ZM246 219H248V224L247 225H244V226H246V227H244L243 226V229H242V226H240V225H243V224H245V220ZM253 219V220H252ZM256 219V220H255ZM22 220V221H21ZM29 220V221H28ZM40 220H42V221H40ZM51 220H53V221H51ZM59 220H61V221H59ZM64 220H65V224H64ZM83 220H85V221H83ZM115 220H116V222H115ZM138 220H140L139 222H137V223H133V222H136V221H138ZM151 222H150V221ZM212 220V222L213 221H216V222H210V221ZM228 220V221H227ZM6 221V222H5ZM28 221V222H27ZM59 221V222H62L61 224L60 223H58L57 224V222ZM82 221V222H81ZM93 221V222H92ZM157 221V222H158ZM245 221V222H244ZM251 221H253L251 224H250V222ZM256 221V222H255ZM44 222L46 223V224H44ZM51 222V224H49ZM72 222V223H71ZM97 222H99L98 224V230H100V231H102V232H98V231H96L97 230V227L96 226H93V227H96V229L94 228H92V226H90V225H94L93 223H97ZM102 222H104L105 224H108V225H106V226H104V227H102L104 224L102 223ZM118 222H119V225H117L118 224ZM142 222V223H141ZM149 222V223H148ZM174 223V225H173V223ZM203 222V221H202ZM201 222V223H202ZM225 222H227L226 224H225ZM242 222H244V223H242ZM260 222V223H259ZM25 223H27V224H25ZM29 223V224H30ZM75 223H76V225H75ZM78 223V224H77ZM80 223V224H79ZM82 223H84V224H82ZM139 223H141L142 225H144L145 223H147V224H149V225H144V226H142L141 224H139ZM200 223V222H199ZM247 223V222H246ZM19 224V225H18ZM33 224H35V225H33ZM49 224V225H48ZM55 224H56V226H55ZM62 224H64V225H62ZM67 224H69V225H67ZM109 224H110V226H109ZM121 224V225H120ZM135 224V225H134ZM139 226H138V225ZM166 224H167V227H165L166 226ZM168 224H169V228H168ZM225 224V225H224ZM228 224H231L232 225V227H234L233 229L235 230V229H237L236 231H234L232 228H231V225H228ZM259 224V225H258ZM27 225V226H26ZM52 225H54V226H52ZM86 227H85V226ZM87 225H89L91 228H88L87 227ZM117 225V226H116ZM234 225V226H233ZM239 225V226H238ZM248 225H250L249 227H251V228H248L247 229V227H248ZM253 225V226H252ZM2 226H0V227H2ZM8 226H9V228H11V229H9L8 228ZM18 226V227H17ZM46 226H47V228H46ZM68 226V227H67ZM73 227L74 226V228H72L71 229V227ZM84 226V227H83ZM102 228H101V227ZM107 226L108 227H110L111 229L112 228H115V229H109L108 228V230H107ZM112 226V227H111ZM121 226H123L121 229H120V227ZM145 226H146V228H145ZM161 226H163V227H161ZM223 226H224V228H223ZM228 226H230V227H228ZM256 228H255V227ZM49 227V228H48ZM57 227H59V228H57ZM62 227H64L63 229H61ZM70 227V228H69ZM78 227H79V229H78ZM135 227V228H136ZM165 227V228H164ZM212 227V228H211ZM222 227V228H221ZM255 229H254V228ZM261 227L263 228L262 230H261ZM76 228V229H75ZM85 228V229H84ZM87 228L90 230L91 229V231L89 232L88 230H87ZM117 228H119L120 230H118ZM135 228H133V229H135ZM139 228V229H140ZM145 228V229H144ZM155 228H156V230H155ZM213 228H215V229H213ZM221 230H220V229ZM229 228H231V229H229ZM240 228H241V230H243V232H242V236H241V233H240ZM54 230L53 232L52 231H50V232H48V230ZM60 231H59V230ZM74 229V231H72ZM93 229V230H92ZM123 229V230H122ZM132 229V230H133ZM153 229V230H152ZM244 229H246V230H244ZM257 229V230H256ZM24 230V231H23ZM76 230V231H75ZM77 230H79V231H77ZM83 230V231H82ZM122 230V231H121ZM217 230H218V232H217ZM225 230V231H224ZM227 230H228V233H227ZM230 230V231H229ZM247 230H250V231H247ZM255 230L257 231L256 233H253V232H255ZM65 231H67V232H69V234L67 233V232H65ZM92 231H94V232H92ZM149 231V232H148ZM150 231H153L152 233L150 232ZM198 231V232H197ZM201 231H203L204 232V235H203V237H201L202 236V233L203 232H201ZM209 231V232H208ZM239 231V232H238ZM245 231H247V232H245ZM75 232V233H74ZM78 232V233H77ZM95 232H97V233H102L103 234V237H106L104 240H101V242H100V240L98 241V237L99 236H97V235H95L96 233ZM116 232H118V234L116 233ZM200 232V233H199ZM248 232L250 233V232H252V233H250V236L249 235H247V236H244V234L246 235V234H248ZM260 232V233H259ZM77 233V234H76ZM90 235H89V234ZM95 233V234H94ZM112 233V234H111ZM131 233V234H130ZM133 233V234H132ZM196 233L198 234V235H196ZM225 233H227L226 235H225V237H222ZM18 234H17V236H18ZM66 235V236H64V235ZM75 234V235H74ZM83 234H85V235H83ZM102 234H100V235H102ZM107 235V236H105V235ZM120 234V235H119ZM121 234H123V235H121ZM129 234H130V236H129ZM138 234V235H137ZM147 234V235H146ZM187 234V235H186ZM188 234H189V236H188ZM252 234H256L255 236L254 235H252ZM19 235V236H20ZM50 235V239L48 240V242L50 241L51 242V239L53 240V238H52V236ZM79 235H81L80 237H79V239H76V238H78V236ZM83 235V236H82ZM92 235V236H91ZM116 235V236H115ZM118 235V236H117ZM128 235V236H127ZM131 235L133 236V237H136V238H132L131 237ZM184 235H186V236H184ZM222 235V236H221ZM232 235V237H234L233 239H232V237H230ZM259 235V236H258ZM25 236V233L23 234V237ZM75 236V237H74ZM85 236H87V237H85ZM89 236H91V237H89ZM125 236V237H124ZM148 238H147V237ZM150 236V237H149ZM205 236V237H204ZM226 236H229L228 237V239L226 238ZM244 236V237H243ZM249 236V237H248ZM254 236V237H253ZM0 237H1V232H0ZM3 238H5V241H4V239H0L1 240V243H0V248L3 246V245H1V244H5V242L7 243L8 242V240L6 239V237H4V236H2ZM21 237H22V235H21ZM21 237H18L19 238V241L20 242H23V240H24V242L23 243H15V245H19L20 246V248H19V251L17 252V247L18 246H15V247H13L11 250H13V252H12V254H10V256L9 257H12L14 254H19V256H17V254H16V256L18 257L17 259H19V261H17V263H14V262H16V260L14 261V259H13V262L12 263H10V259L11 258H9V261L7 260V262L8 263H10V264H31V263H34V262H38V260H40V261H42L41 259H40V254L42 255V257H43V259H51V263H49V264H56L58 261H59V263H64V262H66L65 260H66V257H65V255H63V257H64V259H63V257H62V259L59 257V254H58V256H57V258L59 257L60 259H58L57 260V262H56V257H55V255H57L56 253H59V250H58V252H51L52 250H48L47 248V246L50 244V242L48 243L47 242V246H44V247H46V248H44V247H42V248H39L37 251L32 247V245L30 246V244H29V242L28 243H26L27 245H29L30 247H26L27 245L25 244V242H26V240H28V239H24L23 237V239L21 238ZM28 237V236H27ZM27 237H25V238H27ZM34 237H38L36 240L39 242V239H41L42 241H43V243H42V241L40 242V243H38L37 242V244H36V242H35V240H30L31 238L33 239ZM83 239H82V238ZM103 237H102V239H103ZM109 237V238H108ZM115 237V238H114ZM128 237H130V239H131V242L130 243H128V241L130 240ZM138 237H139V239H138ZM184 237V240L182 239V241L180 240L181 238H183ZM189 237V238H188ZM191 237H193V238H191ZM196 237H200V238H196ZM241 237H243V241H242V238ZM251 237V238H250ZM17 238V239H18ZM44 238H46V237H44ZM47 238H49L48 236H47ZM54 238V239H55ZM94 239V241H92L91 240V242H90V239ZM98 238V239H97ZM101 238V237H100ZM112 238V239H111ZM119 238V239H118ZM140 238H142V239H140ZM146 238H147V240H146ZM205 238H208V239H205ZM212 238V239H211ZM239 238H240V240H239ZM248 238H250V239H248ZM16 239V240H17ZM22 241H21V240ZM86 239V240H85ZM107 239V240H106ZM118 239V240H117ZM124 239V240H123ZM129 239V240H128ZM134 239V240H133ZM148 239H150V240H148ZM200 241H199V240ZM232 239V240H231ZM234 239H235V241H234ZM244 239H246V240H244ZM62 240H63V242H62ZM74 240V241H75ZM88 240V243H87V245L89 246V248H88V246L86 245V242L85 241H87ZM95 240H97V241H95ZM106 240V241H105ZM115 240V241H114ZM126 240H128L127 241V245L126 244H123V243H125L126 242ZM136 240V241H135ZM137 240H138V242L139 241H143V240H146L143 244H141L140 246L139 245H137V244H139L138 242H137ZM179 240V241H178ZM191 240V241H190ZM209 240V241H208ZM211 240V241H210ZM221 240H222V242H224V243H227L228 244V246H230L229 248H227V245L225 246V245H223V243L221 242ZM236 240L237 241H239L240 243H245V246L246 245H250V243H251V245L249 246V249H248V246H246L247 248H245V249H241V248H244L243 246H239L240 245V243L238 244H236ZM247 240H249L248 242H245V241H247ZM18 241V240H17ZM60 241V242H59ZM71 241V242H70ZM107 243V245L104 243ZM134 241V242H133ZM199 241V242H198ZM233 241V242H232ZM33 242V243H32ZM52 242H54L55 243V240L54 241H52ZM61 242H62V244H61ZM96 242H100V243H96ZM108 242H112V245L110 244V243H108ZM178 242H180L181 244H179ZM196 242V243H195ZM209 242H213V244H211V243H209ZM221 243L220 245H219V243ZM233 244H236V246L238 247L239 246V248L241 249V250H239L240 252H241V254H239L240 252L235 248V246H234V244H233V246H231V243ZM261 242H263V244L261 243ZM53 243V244H54ZM65 243H66V245H65ZM90 243V244H89ZM117 243V244H116ZM119 243V244H118ZM122 245H121V244ZM133 245H132V244ZM135 243H136V245H135ZM142 243V242H141ZM201 244V247L204 245V244H207V245H204L203 247H204V249L202 250L201 249V247L199 248V249H201L199 252H198V254H197V249H195V247H197V244ZM229 243H230V245H229ZM248 243V244H247ZM24 244V245H23ZM52 244V243H51ZM69 246H68V245ZM109 244V245H108ZM128 244H130V245H128ZM179 244V245H178ZM193 244H196V246L195 245H193ZM199 244V245H200ZM242 244V245H243ZM44 245H46V243H44ZM86 245V246H85ZM136 247H135V246ZM186 245H188V246H186ZM50 246H53V245H50ZM49 246V247H50ZM85 246V249L83 248V251L82 252H80V248L82 249V247H84ZM102 246H104L103 248L104 249H101V251H102V256L100 255V253L99 252H97V250H100L99 248H101ZM110 246V247H109ZM126 246H128V247H126ZM135 248H134V247ZM179 246V247H178ZM220 246V247H219ZM222 246V247H221ZM21 247H22V249H23V247H25V249L23 250V252H25L26 253V251H28L29 249L31 250L32 248L34 249V251H33V253H35L34 255H33V253H31V255H27V257H26V255L24 256L23 254L21 255L19 252L20 251H22V249H21ZM72 248V249H69V248ZM87 247V248H86ZM95 247V249H93ZM120 247V248H119ZM127 249H126V248ZM130 247H131V249H130ZM133 247V248H132ZM205 247H206V249H205ZM211 248V250H210V248ZM224 247V248H223ZM226 247V248H225ZM27 248H29V249H27ZM44 248V249H43ZM54 248V249H55ZM119 249V251H120V249H121V251H122V249L124 248V250H123V253H122V256L124 257V256H126L127 255V253H129L130 251L132 252V253H129L128 255L130 256V260H125V259H129V258H125V259H120V257H119V253H121V251L119 252L118 250V254L116 253L115 255L112 253V255H113V258L111 257L110 258V260L111 261H109L108 260V258H106V257H108V254L110 253L111 254V252L110 251H112L113 250V252L115 253V249ZM129 248V249H128ZM136 248H139V251H137L138 252V254H136L135 252H134V250L136 249ZM161 248H164L165 250H166V252L167 253H162L161 251ZM183 248V250L186 252V253H189L188 254V256H186L187 254L183 251V250H181V249ZM186 248V249H185ZM190 249V252L192 253H190L189 252V249ZM193 248V249H192ZM208 248V249H207ZM220 248V249H219ZM21 249V250H20ZM46 249V250H45ZM50 249H52L51 247H50ZM53 249V250H54ZM68 249H69V252H70V254H68ZM109 249V252H107V250ZM126 249V250H125ZM192 249V250H191ZM217 250L218 249V251H219V253H216V256H214V258L212 259V261L209 259V260H207L208 259V257H212L213 255H215L214 253H215V250ZM236 251H235V250ZM246 249H248V250H246ZM40 250V251H39ZM65 250L66 249H64V252H65ZM85 250V251H84ZM91 250H94V251H91ZM130 250V251H129ZM137 250V249H136ZM135 250V251H136ZM196 250V252H194ZM244 250V251H243ZM63 251V250H62ZM62 251L60 250V252L62 253ZM182 251V252H181ZM210 254V256H206V254H208L207 252ZM214 251V253H213V255H211L212 254V252ZM224 251L222 252V253H224ZM239 252L238 254H237V256H236V252ZM243 251V252H242ZM32 252V251H31ZM44 252H45V254H44ZM49 252H50V254H49ZM125 252H127V253H125ZM133 252H134V254L135 255H132L133 254ZM184 252V253H183ZM195 254H194V253ZM203 254H202V253ZM217 252V251H216ZM245 252V253H244ZM249 252V253H248ZM60 253V255H62ZM89 253V254H90ZM107 255H106V254ZM125 253V254H124ZM160 253H162V255H160ZM204 253H205V255H204ZM221 253V254H222ZM81 254V256H79ZM89 254H88V256H89ZM109 254V255H110ZM186 254V255H185ZM194 254V255H193ZM202 254V256H200ZM249 254V255H248ZM20 255L22 256V257H20ZM47 255V256H46ZM73 255V256H74ZM84 255L82 256V257H84ZM97 255H100V256H97ZM105 255H106V257H105ZM121 255V254H120ZM204 255V256H203ZM224 255V257H226V255L225 254H223ZM243 255V256H242ZM4 257V254H3V252H2V250L0 249V257ZM34 256V257H33ZM36 256H39V257H36ZM44 256H46V257H44ZM55 258H54V257ZM96 256V257H95ZM119 258H118V257ZM122 256H121V258H122ZM128 256V257H129ZM192 256V257H191ZM196 256V257H195ZM221 256V257H220ZM236 256V257H235ZM248 256V257H247ZM29 257V258H28ZM75 257V258H76ZM92 257H93V259H92ZM98 257V258H97ZM102 257V258H101ZM106 258V260H105V258ZM127 257V256H126ZM187 257H189V258H187ZM194 257V258H193ZM202 257V258H201ZM210 257V258H211ZM246 257V258H245ZM14 258V257H13ZM27 258V259H26ZM52 258H54V259H52ZM71 258V257H70ZM69 257H67V259H70ZM74 258V257H73ZM74 258V259H75ZM76 258V259H77ZM98 259V261L96 262V260ZM104 258V259H103ZM115 258V259H114ZM192 258V259H191ZM201 258V259H200ZM1 259V258H0ZM3 259V258H2ZM16 259V258H15ZM31 259V260H30ZM32 259L34 260V259H38V260H36V261H33L32 262ZM94 259H96V260H94ZM112 259H113V261H112ZM204 259V261H203V263H200L202 260ZM4 260V259H3ZM3 260H0V264H2L1 262H3ZM24 260V262H22ZM25 260H26V262H25ZM47 260L46 261H43L42 263H46L47 262ZM63 260H64V262H63ZM71 260V259H70ZM73 260V259H72ZM70 261V262H73L74 263V261L75 260H73V261ZM84 260H86V261H84ZM90 260V259H89ZM101 260V261H100ZM118 262H117V261ZM121 260V261H120ZM201 260V261H200ZM205 260H207V262L208 261H210V263H204L205 262ZM215 260V259H214ZM5 261H6V259H5ZM39 261V262H40ZM53 261H55L56 263H54ZM61 261V262H60ZM68 262H67V264H71L70 262H69V260H67ZM109 261V262H108ZM6 262V263H7ZM38 262V264H41V262L39 263ZM49 262V261H48ZM48 262H47V264H48ZM114 262H116V263H114ZM222 262V263H221ZM5 263V262H4ZM7 263V264H8ZM44 263V264H45ZM58 264V263H57Z\"/></svg>", "mask_w": 264, "mask_h": 264}]
</instances>
